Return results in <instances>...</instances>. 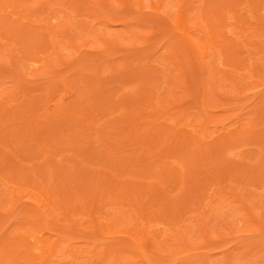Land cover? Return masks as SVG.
Returning <instances> with one entry per match:
<instances>
[{
    "label": "rangeland",
    "instance_id": "1",
    "mask_svg": "<svg viewBox=\"0 0 264 264\" xmlns=\"http://www.w3.org/2000/svg\"><path fill=\"white\" fill-rule=\"evenodd\" d=\"M110 1L112 2L111 4H113V6H111V7H109L108 5H104V3L100 0L99 1L98 0H96V1L95 0H16V2L18 3L16 10L18 11L19 14L11 15L9 13L10 19H12V20H10V19L8 20V18H4L5 14L8 15V13H6V12H8V11L10 12V9L8 6H7L8 8L4 6V9L6 11L0 10V15L2 13V15L0 16L1 17L0 18V93L2 94L5 92V94L8 93L5 96L10 95L9 96L10 98L7 96V98H9V99H7L4 96V99L7 100L5 103L10 106V107L8 106V108H10V109L7 110V113L9 114L10 117L11 116L13 117L14 114H15V116H18L19 113H17V111H18L17 109L18 108L23 109V108H21V105H23L22 104L23 101L26 102V103L23 102L25 104H27L29 101V104L32 106L34 105L35 108H37L36 107L37 105H35V104H38L39 108H40V105H43V106H41L42 108L39 109V113L43 112L44 115H41V116H43V118H46L47 116L51 117V121L47 120L50 123V126H47V128L49 127L48 129H52V127L54 125L56 126V122H55L56 119L55 118H57L58 121H59V119L63 120L64 126L67 127V129L65 128L66 134L64 133V135L66 137L63 138V139H65V142H66V141H68V139L69 140L73 139V138H70V136L72 137V134H70L71 132L74 131L73 135L77 134V132H75L76 126H75V124H73L76 122H73V121L69 122V120L64 119L65 116L67 117L71 113L70 112L68 114V112L71 109L78 112L79 110H76V109L77 108L79 109L81 104L88 105L89 110H91L92 108H93V110L96 109L94 106L95 103L92 102L93 99H91V97L89 96L90 90H87V89H89V88L90 89H93V88H97V89L102 88L103 89L102 85L99 88L97 87V85H96L97 82L93 85L94 87L90 86L92 83H87V84L85 83L86 85H88L87 86L88 88L87 87L85 88V84L83 82H91L89 74L93 73L94 76L95 75L98 76V77L95 76L96 79L98 78L97 81H99V78H103L105 80V85H106L107 80H109L110 82L108 81L107 85L106 86L104 85L105 88L113 89L112 86L115 87L113 90H106V92L103 93L104 96L101 94L103 97L102 100L105 99L104 98L105 96L106 97H108V96L112 97L113 96L112 101L114 103L113 104L111 103L113 106L118 102V101H114V98L115 97L117 98L118 96H116V95H119L120 93L123 94L126 92L127 94L125 93V95H129V96L131 95L130 97L132 99L138 100V99L142 98L140 96H143L145 94V93H143V95H142V90L144 92V90L147 91V89H149V88L157 89L156 86L160 85L161 87L160 88L158 87L160 90L159 89L158 90L153 89L152 91L154 93L152 95L155 96L154 99L156 97L160 98V96H161V98L163 99V100H161L162 103L160 102V104H156L155 106L160 107V105H162L166 109L161 108L160 109L161 111L159 110L158 114L157 113L155 114L156 117H154V115L151 116V117L155 118L154 119L155 121H153L155 123V125L156 126L157 125H159V126L164 125V127L166 126L167 127L166 133H168L169 132L168 126L170 128L176 127V126H173L175 124L174 119L177 120V117L180 118L181 116L187 117L186 124H183L182 126L185 129H187V131L190 130L192 134L193 133L197 134L198 132L196 129L202 124V126H204L205 130L207 131V135L202 136L201 139L204 141L209 140L210 144L212 142L214 144L212 143L209 146V142L207 141L208 146H205V149H206L205 152L207 153V150L209 149L208 150L209 155H207V158H204L205 159L204 164L202 162H200L197 165L200 168L199 169L200 171L195 170V172L197 173L196 174L194 172L196 174V177H195V174L193 176L192 175L190 176V174L187 175V171H186V175H187L186 181H187V179L190 181H187V182L185 181L186 182L185 184H187V185H185L183 187L181 192H179V189H178L179 186L177 187V189H172L173 188L172 186H168L169 181H168V183L164 182V184H160L159 188L162 190H160V189L155 190V188L151 189L153 191L154 190L157 191L156 193L154 192V194H156V196H157V197H155V199L156 198H159V199H157L155 201V203H156L155 205H153L152 201L150 200L151 201L150 203H152L151 209L155 212L154 217L156 216V218L149 220V223H147V224L149 225V228H152L155 232H156V230L161 228L162 230H166V231L168 230L172 236L168 237L170 239H168L166 241L162 240L160 243H157L158 247H156L157 244L155 243L156 244L155 248H154L155 250H152V251L156 252L155 254H154V252L151 251V249H147L148 250L147 252H146V250L143 251L146 254V256H145L146 260L148 259L147 262L149 261L148 263H151V264H203V262H206V264H264V2H262L264 0H259V2H258V0H191V1H188V6L186 7V9H184V15L187 16L186 18H188V25L192 30L191 36L194 38L196 36V38H198L199 35H200L199 37H201V35H202V38L205 40V38H206L205 36H207L205 33H207L210 29V32L213 33V35L215 34L214 36H215V40H217V44L218 43L221 44V45H217L216 50H213V54L211 53L210 56L208 55L207 58L206 57L201 58L202 60L203 59L205 60V58H206L207 63H209L211 66L216 67L215 69H213V67H212L213 71H215L216 69H219V67H220L221 72H222L221 74L224 76V80L221 79V77H220V81L222 80L220 82V85H218L216 83L215 84L216 87H215V85L213 87L211 86V88L215 87L214 89H217V90L220 89L218 91L212 90L214 92H210V90L208 88H210L209 84L214 80V78L211 79L212 75H216L217 72L212 73L213 72L212 71V72H209V74H208L207 69H204V68H206V62L200 61L201 60L200 59L199 63H197L198 62L197 57L192 55L189 51H187L183 45L181 46V44H182V43L180 44L181 41L178 40L176 37L177 33L173 32V30H170L168 28L166 21H165V16L163 15L164 13L161 15L162 12L167 11L169 13L168 16H170L171 18H173L175 20L177 15H178L177 14L178 10L180 8L179 4H181V2H183L184 0H162L161 1L162 7L160 10V14L156 13V15H155V12H154L152 6H153V4H156L158 0L157 1L156 0H141V1L139 0L142 3V5L144 6V7L142 6V8H141L143 11L139 10V8H137L138 7L137 6L138 0H132V3H133V1L135 2L133 4H130L131 2L129 0H127V4H122V2H119V0H110ZM226 1H228V4H229L227 9L223 8V5ZM251 1H253V2L251 3ZM128 2H130L129 3L130 5H128ZM121 4H122V6H121ZM151 4H152V6H151ZM127 5H128V8H126ZM199 11H201V12H199ZM218 12L219 13L222 12L225 14V16L223 17V21H224L223 28L220 27L219 25L217 26L219 19H220V16L222 15V14L220 15ZM198 14L200 15V17H199L200 22L196 23L195 19H197ZM104 15H107V21L110 22L109 26L103 24L102 19H106L105 18L106 16H104ZM16 18H18V19L15 20ZM47 19L49 20L48 22L50 23V24L48 23L49 26L46 23ZM2 20H4V21H2ZM1 23H4V24H1ZM208 23L210 24V28L206 27V24H208ZM125 24H128V25L126 26ZM87 26H89L90 28L92 27V32H95L96 34H99L102 36L107 35L106 36V38L108 37L107 39H109V38L111 39V37L113 38V40L116 37L118 38L119 33L117 35V31H124L123 34H124V36H126V38L122 39L124 36L122 38L121 37H119L118 39L116 38V40H114V42L116 44L113 43V41L109 42L110 41L109 40V41H107V42H109V44L106 45V43H105V46H103L102 44H104V43H102L100 41V39L97 38V36H92V34L88 35V33H86V32H88L87 28H89ZM219 27L224 29L226 36H224L222 34L221 35L219 34V36H218V32L220 31ZM14 29H16V31ZM31 29H33V31ZM167 29H169V30H167ZM27 30H28V32H26ZM29 31H31V32H29ZM24 32L27 33V35H25ZM34 33H35V36H33L34 37L33 38L32 34H34ZM143 33H144L145 37H144V35H141ZM216 33H217V35H216ZM28 34L31 35V37ZM122 35L120 34V36H122ZM141 36H143V37H141ZM44 37H46V38L48 37V40H47L48 42L50 41L49 37L51 39H54V41H53L54 42L53 47L55 46L54 49H51V47H50V45L52 43H48L50 48L47 47V45H45V44L43 45L42 41H43ZM202 38L200 40H202ZM71 39L73 41H75L74 42L75 45H77V46L79 45L77 48H76V46H73V44L71 45V41H72ZM222 39H224V41ZM228 39H239L241 42L239 44V47L236 50V52H238L236 54V57H234V55H233V58H234L233 59V58H231L232 55L231 56L229 55L232 60L228 57L226 58V56H225V55H227L229 50L222 47V46H224L222 44H224L225 41ZM84 40L87 41L88 43L86 44V42ZM196 40L198 42V39H196ZM200 40H199V42H200ZM84 43H85V45H83ZM205 43H207V41ZM4 45L5 46L7 45V47H5ZM10 45L12 47L14 46L15 48L13 47L14 49L8 50L9 48H11ZM86 45L88 46V48L86 47ZM95 46H97L98 48ZM93 47H94V49H92ZM102 47H105V49H101ZM78 50H79V52H78ZM8 51H10L11 53L13 52V53L12 54L10 52L8 53ZM52 51L54 53L55 52L56 53H55V55H52L51 57H49V53L52 54ZM81 51H83V53ZM88 51H90V53ZM225 51H226V54H225ZM15 53H16V55L14 57L13 54H15ZM13 57H14V59H13ZM59 58L62 59L63 61L60 60ZM236 58H239V59H236ZM243 58H245V59H243ZM46 59H48V60H46ZM125 59H126V61H125ZM240 59L242 60V63H240L241 62ZM237 60L239 61L238 64H237ZM23 61H24V63H23ZM110 61H113V64L115 66L117 65V63H119V64L116 67H114L112 63H109ZM121 61H122V63H123V61L125 63L121 64L120 63ZM21 62H22V64H21ZM49 62H51L52 64ZM101 62H103V63L101 64ZM200 62H205L204 66H202L204 68L201 67V65L203 63L201 64ZM97 63L98 64L100 63L101 65L99 64L100 65L99 66ZM141 63H142V66L144 64V66L151 67V68H149V70L150 69L151 70L150 71L146 70L147 67H144V68L141 67L142 68V70H140L141 72L138 71L139 69L136 70L135 69L136 67L140 68ZM94 64L95 65L97 64L96 66L98 68H96V66ZM125 64L127 66H125ZM199 64H201L200 67L202 69H200V67H198ZM22 65H23V67H22ZM180 65H181V67H180ZM207 66H209V65L207 64ZM197 67H198V69H197ZM25 68H26V70H25ZM131 69H135L136 70L135 73H132V71H134V70H131ZM203 69L206 71V74H205V71H203ZM232 69L234 71H236V74H233L231 72ZM88 70H89V72H88ZM125 70L126 71L129 70V72L131 70V72L130 73L125 72ZM183 70L185 71L184 72L185 76L187 75L186 79L189 80L188 82L182 81V79H181L182 76L180 75V73ZM200 71H203L204 73H202ZM18 72H21V73L19 74ZM17 73L19 75H22V77L19 78L18 77L19 75ZM80 73H85V74L88 73V75L86 77H83L84 78V80H83L82 77L78 76ZM76 74H77V76H76ZM135 74H137V75H135ZM159 74H160V76H161V74H163V75L166 74L167 76L162 77L163 76L162 75L161 79L159 80V78H158ZM199 74L201 75V78L199 77L200 76ZM207 74L209 77H207ZM114 75L116 76V78ZM145 76H147V77H145ZM154 76H156V77H154ZM203 76H204V78L206 77V78H210V79L208 80L205 78V80H203ZM76 77H78V79H75L76 80L75 81L74 78H76ZM111 77H112V80H110ZM80 78H82V79H80ZM88 78L90 81L87 80ZM151 78H153V79H151ZM199 78H200V81H199ZM69 79H71L70 80L71 85H69L71 90L69 92H66V90L62 89V88H65V82ZM201 79L203 80L202 82H201ZM81 80H83V82ZM137 80H138V82H137ZM177 80H179V81H177ZM215 80H216V78H215ZM16 81H19V82H16ZM204 81H206V84H205L206 87L204 86L207 89L206 94H208L209 92L210 93L208 94L209 96L205 95V97H207L208 99H206V101L204 100V103H203V101H202L203 99H202L201 94L203 95V91H204V89H202L203 88L202 84L205 83ZM259 81L261 83H259ZM98 83H100V82H98ZM103 83H104V81L102 82V84ZM140 83H141V85H139ZM142 83L144 84V87H143ZM207 83H208V86H207ZM223 83H224V87L221 86V85H223ZM241 84L243 85V87ZM18 85L21 87L19 88ZM148 85L151 87H149ZM210 85H213V83H211ZM71 86L72 87L75 86L74 89H72ZM147 86H148V88H147ZM199 86H200V88H199ZM220 86H221V88H220ZM238 86H240L241 88L240 87H239L240 89L236 88ZM118 87H120L119 88L120 90L118 89ZM54 88H57V89L54 91ZM143 88H145V89H143ZM151 89H149V90H151ZM14 90H15V92H13ZM52 90L54 91V93ZM64 91H65V93H64ZM155 91H156V93H155ZM159 91H161V92H159ZM11 92L15 93V94L11 95ZM46 92H47V95L51 94L50 99H49V103H50L49 107H47L48 102L43 98L46 95ZM101 92L102 91H100L99 93H101ZM86 93H87L88 98L86 97ZM128 93H130V94H128ZM164 93H165V95L167 93V96L169 95L165 99H164ZM185 93H188V95L185 96L184 95ZM214 93L217 95L219 94V96L222 95V97L218 96L219 97L218 98L215 96L216 97L215 98ZM1 94H0V96H1ZM52 95H53V97H52ZM64 96H66V97H64ZM132 96H134L135 98H133ZM170 96H171V99L169 98ZM184 96L187 98V100L184 101V103H183L182 100L185 99ZM51 97H52V99H51ZM120 97H122V96H120ZM145 98L146 97L143 96V98L140 100L143 101ZM122 99L123 98H121V100ZM166 99L169 100V101H166V103H168L167 105H165L166 103L163 102ZM174 99H175V101H173ZM217 99H219L218 100L219 102L217 101ZM0 101H2V100H0ZM31 101H33V102L31 103ZM34 102H36V103L34 104ZM73 102H75L76 104ZM205 102H207V103H205ZM58 103H61V105H63V106L62 107L58 106L59 105ZM79 103H80V105H79ZM107 103L104 102V104L106 105L105 108L107 107L106 108L107 110L105 109L107 111V113L104 110L105 112L103 111V114H105V115L104 116L102 115L103 116L102 118H100L101 115H98V113H96L97 110H94L96 112L93 113L94 116H99V118L96 117V121L99 124H103V128L106 127L103 130V135H100L101 136L100 138L102 140L100 138L98 139V142H100V143L97 142V139L95 136L93 137V135H95V134L90 135V137L87 139H86V137H83V136H86L87 134L86 135H80V136H82L83 139H85V141L84 140L83 141H84V143H86V145H82L83 143L80 142V141H82V139H80V141L74 140L75 142H71L72 140L69 141L71 143V145L72 144L78 145V147H80V149H78L80 152L84 151L80 154L78 153V151L76 152L77 156L80 159L79 162L82 164H80L79 162L74 163L75 159L78 158L77 156H74V157H76L75 159L73 157H70V156H72V154H71L72 151H70V150L74 147H72V148L69 147V148H71L69 151L68 150L63 151L65 149H69V148L67 147V145H64V146H66V148H62L63 146L60 143H58V144L56 143V144L58 147H60L62 149L63 152L59 151V154L56 153L57 157H56V155L50 154V155L54 156L53 159L55 161H53L51 158H50L51 160L50 159L48 160V158L50 156L47 158L48 162H50V161L53 162L52 164H50L51 166H53V164H54L55 167L58 166L57 168H59L60 170L62 169L61 172L64 170L62 172L63 174L66 171L67 165H68V167L69 166L71 167V165L75 167L77 165L78 168L77 167L74 168V170L78 169V172L80 174V176H79L80 178L77 180V183L80 180H81L80 182H82L83 179H84V184L87 183V185H88V182L89 183L93 182L92 179L94 177L95 171H91V169H93V167H95V169H97L98 167L100 168V165H102L103 162L106 161V158H108V157L105 158V156L107 155V153H109V150H106L107 152H105V149H104L105 145H107V144H105L107 136H109L107 134V132L109 133L110 130L115 131L114 133H116V136L122 135L124 132L125 135L128 136V134L125 131H122V133L120 132L121 130L118 131V129H119L118 127L116 129L115 127H112V125L111 126L109 125L110 128H108V126H106L107 125L106 123H108V121H106V123H105L104 120L112 119L111 121L114 122L113 117H115L118 114L120 115L119 117H117L118 120H119V118H121V120H123V117L127 114L128 111H129L128 113L130 114V110L127 111V109H126V108L129 109V107H127L126 106L127 104H126L125 105L126 108H124V106L118 107V108H116L117 110L114 109L112 112V110L110 111L111 108L107 105ZM134 103H135V101H134ZM136 103L142 104V102H136ZM136 103H135V105H137ZM67 104L69 106L71 105V107L72 106L73 107L71 108V107L67 106ZM204 104H205V106H204ZM30 105L28 106V107H30L29 110L34 107V106L31 107ZM64 105H66V107ZM75 105H78V107ZM117 106H119V105L117 104ZM131 106H133V105H131ZM137 106H139V105H137ZM115 107H116V105H115ZM133 107L136 108L135 106H133ZM56 108H57V110H56ZM123 108L125 109V112H123ZM41 109H43V110H41ZM45 109H46V112L44 111ZM149 110H151V109L148 108L147 113H149V114L155 113V111L152 113V111H149ZM36 112H38V110ZM181 112L183 113V115L181 114ZM124 113H126V114H124ZM8 114H7V116H8ZM73 114L74 113H72V115ZM75 114H77V113H75ZM123 114H124V116H123ZM177 114L181 115V116L179 117ZM202 114H203V116L204 115L206 116V117H204L205 119L202 118L203 117ZM15 116H14V118H15ZM35 116H37V114L33 115L32 117L35 118ZM32 117H28V118L32 119ZM49 117H48V119H49ZM14 118L11 120L12 122L10 121V123L13 124L14 126L10 125V123H7L8 121L5 119L0 120V125H1L0 131H3V132H1L2 134L0 133L1 135H4V132L7 129L15 130L13 128H16L18 126L17 127L18 130L14 131V133H13V136L16 135L14 142L11 140L10 141L12 142V144H11V142L10 143L7 142V144H9L10 146L13 145L11 147H14V148H11L9 145H8V147L5 145L6 148L5 147L3 148L2 143L5 144L6 140L2 136H0V140L3 141L2 143L0 141V143H1L0 147L3 148L2 152L4 151V152L8 153V154H6V156L4 155V157H2V158L0 157L1 159L7 160V161L4 160V162L2 164L0 163V165L3 166L2 169L0 168L1 169L0 174L6 173V170H7V172L11 171L12 165L15 167L17 166V164L16 165L13 164V162H14V161H12L13 159L12 160L10 159L12 161V162H10V160L7 158V157L10 158V155H13L12 151L16 150L13 153H18V152L20 153V148L17 151L18 146H21V150H22V147L25 149L27 143L30 144V140H25V138L28 137V136H26L27 130L32 129V127L30 126L31 124H29V126L31 128L29 126H25V124L28 125V122H27L28 120H26V118H24L21 122V125H20V123H19V125H17L18 124V123H16L17 119H14ZM93 120H94V122H93ZM93 120H92L93 124L91 122L92 125H94V123H96L95 117ZM29 121H32V120H29ZM119 122H121V121H119ZM124 122L126 123V121H124ZM49 123H47V125ZM188 123H190V124H188ZM7 124H9V125H7ZM99 124L96 123L95 128ZM111 124H112V122H111ZM119 124L121 125V123H119ZM22 125H24L26 127V128L24 127V130H23V128L21 130L19 129V126H22ZM59 125H61V123H59ZM120 125H119V127L122 128V126H120ZM155 125H153V123H152V126L154 128L153 129L151 127V130L153 129L152 131L146 130L145 129L146 125H145V127L143 126L142 128L141 127L139 128L137 126V128H135V131H134V128L131 127L130 129H131V131H133L131 133H133V134L130 135V133H129L130 137L133 135H136V139H134L135 136H134V138L131 137L132 139L130 138L131 140H133V142L131 141L132 145L130 143V146H129V140H127V138H125V139L127 140L128 145H124V142H121V141L125 140L124 139L125 135L123 134L124 136H121V138L123 140L120 139L121 140L120 142L123 143V145L119 144V146H118L114 142V144L116 146H112V148H114L116 150V152L118 151V153H120V152L124 153L121 155H124L125 157L128 155H131V153H133L135 156L142 154V155H146V157H149V156H147L148 154L146 152L145 147H147L151 144H149V145L145 144V142L147 141V140H145L146 139L145 137L148 136V139L152 138V136H153L152 139H154L156 137L155 135H156L157 130H155V128H157L159 126L156 127ZM100 126H102V125H100ZM100 126H98V127H100ZM28 127H29V129H28ZM61 127H63V125H61ZM86 127H87V125H86ZM244 127L250 128L253 131V135H251V136H253V139H250V136H248V134H247L248 130L246 131V129ZM57 128L58 127L56 126V129ZM68 129L71 130V132L69 134H67L69 132ZM125 130L128 131L127 129H125ZM143 130H144V132H142ZM254 130L256 132V135L254 134ZM18 131H20V132H18ZM60 131H62V130H60ZM77 131H78V129H77ZM93 131H94V129H93ZM116 131L120 132V133H117ZM154 131H155V135L154 134L152 135L151 133H154ZM158 131H160V130H158ZM82 132L87 133L88 131H87V129H83ZM129 132H130V130H129ZM164 132H165V130H164ZM17 133H19V135ZM21 133H22V135H21ZM114 133L112 132V134H114ZM141 133L145 134L146 136L144 135V137L142 136L143 138L140 139L139 137H141V135H142ZM148 133H150V134H148ZM29 135H30V133H29ZM138 135H139V137H138ZM257 135H258V137H257ZM62 136H63V134H62ZM116 136H112V137H116ZM118 136H117V139L119 141L120 137H118ZM48 137L49 136L47 135V138ZM91 137H92V139H91ZM112 137H111V139H114ZM137 137H138V139H137ZM254 137H257L256 141L254 140L255 139ZM259 137H260V139H259ZM44 138L46 139V136ZM169 138H171V137H169ZM23 139L26 142H23L24 141ZM117 139H115V140H117ZM248 140H250V141H248ZM86 141H88V144ZM33 142H35V141H33ZM14 143L17 145H15ZM92 143L95 144L94 146H96V148L93 146V149H97L99 151L97 156L94 154H93L94 156H92V155H90L91 153L89 154L87 151L88 148L90 147L89 144H92ZM127 143L125 141V144H127ZM168 143H169V145H168ZM173 143H175V142H172V140H169L166 143V146H171L170 151L173 152L172 158H171V156L165 157L159 161L158 160L153 161V159L150 157L147 158L148 160H146V162H149L153 165H148V163H147L146 168H142L143 171L141 173H139V174H141L139 179L144 181V179L147 178V179H145V181H147V180L148 181L149 180L158 181L160 179V176H158L159 175L158 172L161 171L158 167L160 164L168 165L175 172L181 171V169H182L181 161L186 160V159H184V157H185L184 153L179 154L180 151H178V148H175L176 143L175 144H173ZM65 144H67V143H65ZM37 145L39 146V143ZM163 145H165V144H162L161 147H163ZM173 145H174V148H172ZM177 145H179V144H177ZM46 146H48V145H46ZM57 146H54V147L57 148ZM220 147L221 148L224 147V148H222V150H220ZM39 148H41V147L39 146ZM52 148H53V146H52ZM56 148H54V149H56ZM38 149L36 148V150H38ZM54 149H53V151H55ZM163 149H164V147L162 148V150ZM51 150H49V151H51ZM128 150H131L132 152L128 151ZM220 151H223V152H220ZM22 152H25V151L22 150ZM32 152H33V150H32ZM217 152H218V154H217ZM0 153H1V151H0ZM67 153L69 156H66ZM39 154H40L41 160H39L40 158L33 160V157L31 159V156H32L31 154H30L31 156L29 158L27 156L28 153L24 154V156H26V158H25L23 156V154L21 155V153H20L19 155H21V156L15 157V159L18 160V161H16V163H20V164L25 163V166L28 165L27 163H29V164L31 163L33 165V163L36 162L35 164H37V162H38L40 164V162L42 160L44 161V154H42L41 152H39ZM76 154H74V155H76ZM103 154H106V155H103ZM217 155L221 156V159H217V158H219ZM13 156H15V155H13ZM62 156H64V159L62 158L63 161L60 158ZM20 157L21 158L24 157L25 159L23 158V161L21 160V162H20L19 159H17ZM205 157H206V155H205ZM57 158H59V159H57ZM83 158H85L86 161L84 160V162H82ZM213 158H214V160H212ZM69 159H71V160L73 159L74 162L71 163V161ZM206 159H208V160H206ZM222 159L226 161L225 162L226 164L230 160L229 161L230 163H228L229 165L228 164L226 165L225 163L221 162V161H223ZM57 160H61L62 163L59 161L60 164H57L58 163ZM211 160L214 163L208 162ZM217 160H219L220 162ZM114 161L112 164H116V163H114ZM128 161L131 162V160L127 159L126 162H128ZM48 162L46 164H48ZM130 162H128V163L130 164ZM5 163H8L7 164L8 166ZM186 163H187V161H186ZM9 164H11L10 167H9ZM42 164L40 165V169L37 168L38 165L37 166L35 165L36 167L34 168V171H35V169H36V171H35L36 173L37 172L40 173L42 171L43 175H46V174L48 175L49 171H51L52 173L54 172V177L52 174H51L52 176L49 175L52 177V181L50 179H48V180L53 182V178H54L56 180V182L57 181L59 182L60 181L59 180V174H58V172L60 173L59 169L57 172V168H55L54 166L52 168L50 166H48L49 169L45 168L48 170V172L46 173V170H44V167ZM112 164L110 165V168H112L111 170H113L114 173H118L120 175L122 172H118V171H120L119 168H116V166H118V165L115 166ZM213 164H215L216 167H219L221 171H218L217 175H213V173H212L213 170L211 168H210V170L208 169L209 174H210V177H209L210 179H208V182L204 188L203 186H200L202 184L199 185V182L202 183L203 179H201V178L205 177L206 175L204 176L201 174H203V171L205 173L208 166L212 167ZM30 165H28V166H30ZM82 165L84 168H82ZM230 165H232L233 168H232V166L230 167ZM4 166H6L7 169H5ZM86 166L89 168H85ZM128 166L130 168L133 165H128ZM234 166H235V168H234ZM22 167L24 169L23 164H22ZM46 167H47V165H46ZM27 168H29V167H27ZM223 168H224V170H223ZM8 169H10V170H8ZM55 169H56V171H55ZM234 169L236 170V174L233 173L235 171ZM4 170H5V172H4ZM26 170H28V169H24V172H22L21 176H19L18 174H20L19 173L20 169H16V174L11 175L14 177V179L16 181H13V180L7 181L8 177L5 175H4L5 177L1 176V175H0V177L7 178V179H4V180H6V184H7V185L4 184L5 186H7V187L10 186V188H11V186H13V187L18 186L19 187V188L17 187L18 193H20L22 191L23 187H27L26 188L27 190H33L31 187L32 186L31 184H34V183H31V182L34 181L35 177L38 178L39 176H42V175L40 174V175L36 176V173L34 171L32 172L34 174H29L28 171H27V173H28L27 174ZM31 170L32 169L30 168L29 171H31ZM102 170H104V169H100V171H102ZM216 170H219V169L217 168ZM237 170H239L243 174H241V173L239 174V172ZM222 171H225V172H222ZM113 172H112V174H113ZM12 173H13V170L10 174H12ZM110 173H111V171H110ZM152 173H154V175H152ZM199 173H201V174H199ZM226 173H230V174L233 173L234 175H232V177L234 176L235 180L231 177L229 178L230 174L225 175ZM246 173H247V175L245 176ZM15 175L17 177L19 176L18 180H20V177H22V180H23L25 178V176L28 179L30 178L28 180L30 185L26 184V186H25V185L21 184L22 181L21 182L19 181L20 182L19 183L17 181V179L15 178L16 177ZM22 175L24 176V178ZM27 175H29V177ZM104 175L102 173H100V175L98 174V179L100 180V179L104 178L102 180V182H103L106 178L105 181H108L106 183L107 188L109 186H111V188L113 189V187H114V190H115V187H117L119 185H123V186L126 185L125 188H127V190L122 186L126 191H129V188L132 185L134 188V184H132V183H133V180L135 178L132 180L130 178L129 174H128V176H129L128 178L132 180V181L128 180V183L130 186L128 185L127 181H124V179L125 180L127 179L126 178L127 175H124L122 177L123 179H121V180H123V181H121V183H118L119 181L117 182V180H114L113 178L109 177V175L106 174L109 177V179H111V181H110L108 179V177L107 176L104 177ZM121 175H123V174H121ZM197 175H201V178H200V176H197ZM218 175H221L222 178L218 177ZM66 176H65L64 180L66 179ZM69 176L70 175L68 174V176H67L68 181H69ZM86 176H88V177H86ZM90 176H92V177H90ZM116 176L117 175H114L112 177H116ZM135 176L136 175H134V177ZM226 176H228V177H226ZM13 177H11L10 179H12ZM43 177L44 176H42L41 178L39 177V178L41 180H43V183H44L45 180L42 179ZM55 177H57V178H55ZM237 177H241L242 181H241V178L239 179ZM37 178H35V179L37 180ZM39 178H38V181H39V183H41V180ZM86 178H87V180L88 179H90V180L87 181ZM116 179H118V177ZM236 179H237V181H236ZM36 180H35V182H38ZM85 180H86V182H85ZM136 180H137V177H136ZM191 180H192L193 184H195V181H193V180H196V182H198V183H196L194 186L191 183ZM141 182H140V185H141ZM43 183H41L40 186ZM103 183H105V182H103ZM108 183H110V184L108 185ZM134 183H137L138 187L140 186L138 182H134ZM52 184H55V181ZM78 184H81V183H78ZM98 184H100V183H98ZM98 184H96V185H98ZM117 184H119V185H117ZM137 184H136V186H137ZM0 185H2V186H0V202H3V204L0 203V235L2 233L4 234V235L2 234V236H0L3 238V239L2 238L0 239L1 240L0 246H1L3 241H4L3 242V245H4V243H5L4 239H8V237H9V240L11 238L17 239L18 236L16 234L20 233V232L18 233V231L22 232L25 229V227H27V226L29 227V224L31 226L32 222H35V223L37 222V224L42 223L45 226L44 229H40L39 227H37V229H36V227L35 228H29L28 233L30 232L31 234L41 235V233L44 230L45 231L49 230L48 232H50V229H51L50 234L52 235V239H55V244H56L55 246L57 247L58 244L60 245L58 248V251L56 252L57 256L53 255L51 257V263L49 262V264H52V263L55 264V262H56V264H111V261H112V264H119V263L123 264V262H124V264H126V263L129 264L128 262H129V260H132V258H133V261H131V263L134 262L132 264H140V262L137 263V260L135 261L136 257H134L133 253L128 254V255H130V257L128 259L123 258V257H118V256H120V254L118 256H116L114 254L116 250H123V251H126V253H127V250H128V253H129V251H130V253L133 251H136L135 248H133L132 246H130L131 247L130 248V247H128V244H126L127 241H128V243H131V242H129L130 240L127 238V236L125 234L122 233L123 235H121V233L119 232L120 233L119 236H121L119 239L116 238L117 240H115V237H119L118 233H117V236L112 237L113 239L112 238L109 239L111 237L110 236L111 232H109L110 229H115L116 231L117 230L121 231L123 229V226H122L123 224H120L121 220H123L124 223L127 222L130 229H136V228H134V226H136L135 222L136 221H142V219L139 220V218H138V220H135L136 218H131L129 216H128L129 218L127 219L126 215H128V214L130 215L131 213H129L128 211H125L126 209L127 210L129 209V211H131L132 213L134 212L133 214L136 213L135 211H138L135 209L136 207L131 204L132 198L134 200V198H135L134 196L136 194V197H137L138 192L134 193L132 195V193L134 192L132 190L133 192L132 191L129 192L131 195H127L126 194L127 192L126 193L123 192L124 194H122V193H120L123 190V189L122 190L120 189L121 186L119 188L121 191L120 190L118 191V187H117V190H115V192L116 191L117 192L115 193V196H114V198H116V200L114 198L113 199L111 198L114 195V193L112 194V192L114 190L112 192L110 191L111 188H110V190L108 189L109 190L108 192H111V193L107 194L106 191L102 192V194L103 193H104V195L106 194L105 198H102V197H101L102 199L100 198V200H101L100 202L101 203L103 202L102 204H104V205L101 206L100 210L98 211V213L96 212V214L100 215L99 217H101V215H102V217H101L102 221L100 218L98 220H100L102 223L104 222V224L106 225V230H109L108 232H105V235L110 234L109 235L110 237L108 236L109 238L107 239L106 238L107 236L105 238H103L104 236L101 237L103 232L100 233V235H99V230L91 225V220H89V218L91 219V217H89V211L87 210V208L85 210H87L88 212L80 211L81 214L79 212H77V213L71 214L69 216L67 214H64V212L61 211L62 209H58L56 212L59 214H56V216H54V217H50L48 215L47 216L48 218L49 217L52 218V219L49 218L48 221L46 218H44V219L40 218L41 221L43 220L41 223L39 221H36V220L30 218V214H33L34 216L35 215L37 216V214H38L37 217H43L40 215H45V214H42L43 212L41 213L37 207H35V206L33 207L32 203L30 202L31 197L24 195V194H26V192H25L26 189L25 190L23 189L25 193L22 192L24 197H22V199L18 198L16 200L14 208H12L10 210L8 209V211H6L8 208L7 205L10 206L9 200H12L11 192L10 191L8 192V190L3 185V182ZM60 185H61V183H60ZM82 185H83V182H82ZM106 185H105V187H106ZM127 185L129 186V188ZM196 185H198V186L196 187ZM136 186H135V188L138 189ZM88 187H89V185H88ZM98 188L100 189V186ZM98 188H96V189H98ZM90 189L91 188H84V186H83V188H81L80 190L87 192V191H90ZM101 189H100V194H101ZM34 191L39 193V189H37V190L34 189ZM70 191H71V189H70ZM137 191H139V190H137ZM149 191L150 190H148V192ZM86 192H84V193H86ZM88 193H90V192H88ZM117 193L119 195H117ZM100 194L98 195L99 197H100ZM110 194H112V196ZM149 194H150V192H149ZM151 194H152V192H151ZM123 196H127V198H125ZM129 196L132 198H130ZM152 196L153 197H147V198H154V195H152ZM106 198L109 201H105ZM109 198L112 199L111 201L115 200L117 202L110 203ZM26 199L27 200L29 199V201H27ZM79 199H80V197H79ZM119 199H121V200H119ZM127 199L128 200L131 199V200L128 201ZM118 200H119V202H118ZM122 200L124 202L126 200L125 203H130L131 206L129 207V205L121 204V203H124V202H122ZM6 201H8V202H6ZM77 201H78V199H77ZM5 202H6V204H5ZM81 202H82V204H81ZM81 202L80 203L78 202V203L80 204V206L82 205L83 208L82 207L81 208L83 210L85 208L83 206L84 202L83 201H81ZM107 202H109L111 205L105 204ZM159 202L162 206L159 205ZM240 204H242L241 205L242 207L240 206ZM2 205H4V206H2ZM157 205H158V207H157ZM3 207H4V209H3ZM123 207H124V210L122 212ZM166 207H167V209H166ZM243 207L247 208V210L245 208L244 209L250 213L249 215L247 214L248 212H246L244 209H242ZM157 208H159V210H157ZM170 208H172V209H170ZM118 209H121V210L118 211ZM33 210H34V212H33ZM115 210H116V212L118 211L117 212L118 214L121 213L122 216L118 215L119 219L121 217L120 221H117L118 218H116L117 217L116 216L113 219L114 222H112V218L114 215L113 213ZM59 211H61V212H59ZM159 211H162V212H160V214L163 213V215L160 216L158 213ZM47 213H48V211H47ZM123 213H127V214H123ZM175 213H178V214H175ZM182 213H183V215H182ZM171 214H173V215H171ZM174 214L176 215V217ZM179 214H180V216H179ZM165 215H167L168 217ZM67 216H68V220L70 219V221L67 220ZM124 217H126V218H124ZM170 217H172V220ZM247 217H248V219H247ZM107 218H109V219H107ZM166 218H170L169 219L170 222ZM173 218H174V221H173ZM253 218L257 220L258 225L256 223H254L255 220ZM253 220H254V222H252ZM258 220H259V223H258ZM77 221H79V223H76ZM109 221H111V222H109ZM80 222L82 225L80 224ZM110 223H111V225H110ZM116 224H117V227H116ZM124 225L126 227L128 226L126 224H124ZM137 225L138 226H136V227L139 228L140 227L139 224H137ZM8 226H9V228L7 229L6 227H8ZM201 228L203 230H201ZM26 229H28V228H26ZM93 229H94V231H93ZM140 229H141V227L138 230H140ZM176 230H178L179 232L177 231L178 232L177 233ZM10 235H11V238H10ZM76 235L77 236L79 235V236L77 237ZM5 236H7V237H5ZM27 236H28L27 238L30 240V242H33L35 240L34 235L29 234ZM201 236H203V237H201ZM181 237H184V240H182L183 238L180 239ZM158 239H160V237L157 238V240ZM68 241H70L71 243H69ZM12 242H13V244L15 243L14 240ZM7 243L5 244L7 246L4 245V246L0 247L1 248L0 249V264L1 263L6 264L5 262H3L6 260L4 258H7L8 256L10 257V255H11L10 252H12V249L10 248L11 251H9V252L6 250L9 247L8 246L9 243L8 244ZM69 244L70 245L72 244V245L70 246ZM125 244L127 246H125ZM161 244H163V245H161ZM186 244L190 248H192V250H190L191 254H188L187 253L188 251L184 250L185 247L183 245L187 246ZM12 245H11V247H12ZM38 245H40V244L38 243ZM77 245H79L81 247H79V246L75 247ZM92 245H93V247L94 246L95 247L93 248ZM68 246H70V247H68ZM16 247H17V249L13 247L14 248L13 253H15V254H17L23 250L22 246L18 245L17 243H16ZM104 247H105V249H107V250H105V252H104ZM121 247H122V249H121ZM69 248H72V249H69ZM99 248H100V250H99ZM77 249H78V251H77ZM156 249H157V251H156ZM3 251H5V252L7 251L8 253L6 252L3 255V253H4ZM59 251H61V252H59ZM62 251H65V252L68 251L67 255L65 257H63L64 252H62ZM192 252H193V254H192ZM33 253L35 255H40L42 253V249L40 247H35L33 249ZM59 253H61V254L59 255ZM70 253L72 254V256L74 255V253L77 254L78 258L76 255H75L76 258L70 256ZM126 253L124 256H126ZM149 254H151V255L149 256ZM2 256L4 258H2ZM191 256H193V257H191ZM21 259L22 258L18 259V264H19V261ZM156 260H158V261H156Z\"/></svg>",
    "mask_w": 264,
    "mask_h": 264
},
{
    "label": "bare ground",
    "instance_id": "2",
    "mask_svg": "<svg viewBox=\"0 0 264 264\" xmlns=\"http://www.w3.org/2000/svg\"><path fill=\"white\" fill-rule=\"evenodd\" d=\"M96 1V0H95ZM99 1V0H98ZM100 1H102L103 3H104V5H108L109 7H111V6H113V4H111L112 2L110 1V0H100ZM130 2H128V5H130V4H133V3H135L134 1H133V3H132V0H129ZM141 1V0H140ZM139 0L137 1V8H139V10H142L141 8H142V3L140 2ZM157 1V0H156ZM162 0H158L157 1V3L156 4H153V6H152V4H151V6L153 7V10H154V12H155V15H156V13L157 14H160V10H161V7H162V5H161V2ZM188 1H191V0H184L183 2H181V4H179V6H180V8H179V10H178V15H177V17H176V19L174 20L173 18H171L170 16H168L169 15V13L167 12V11H165V12H162L161 13V15L163 14L164 16H165V21H166V24H167V26H168V28L170 29V30H173V32H175V33H177V39L178 40H180L179 42H180V44H181V46L183 45L184 47H185V49L187 50V51H189L192 55H194V56H196L197 57V59H198V62L197 63H199V60L201 59V58H203V57H208V55L210 56V54L212 53L213 54V50H216V48H217V45H221V44H217V40H215V34L213 35V33H211L210 32V29H209V31L207 32V33H205L207 36H205L206 38H205V40L207 41V43H205L206 41L202 38V35H201V37H199L198 36V38H196V36H195V38L194 37H192L191 36V32H192V30H191V28L189 27V25H188V18H186L187 16H185L184 15V9H186V7L188 6ZM119 2H122V4H127V0H119ZM253 1H251V3H252ZM258 2H259V0H258ZM262 2H264V1H262ZM17 2H16V0H0V10H5L4 9V6L5 7H9V9H10V12L8 11V12H6V13H8V15H6L5 14V16H4V18H8V20L10 19V15H9V13L11 14V15H13V14H19L18 13V11L16 10V7H17V5H18V3L16 4ZM96 3V2H95ZM130 3V4H129ZM122 4H121V6H122ZM190 4V3H189ZM128 5L126 6V8H128ZM136 5V4H135ZM28 6V5H27ZM133 6V5H132ZM229 6V4H228V1H226L225 3H224V5H223V8H225V9H227V7ZM7 7V8H8ZM144 7V6H143ZM132 8V7H131ZM144 9V8H143ZM152 9V8H151ZM133 10V9H132ZM147 10V9H146ZM6 11V10H5ZM143 11V10H142ZM169 11V10H168ZM147 12V11H146ZM149 12V11H148ZM199 12H201V11H199ZM219 13V12H218ZM4 14V13H3ZM221 16H220V19H219V22H218V24H217V26L219 25L220 27H222L223 28V23H224V21H223V17L225 16V14L224 13H222V12H220L219 13ZM1 15H2V13H1ZM0 15V16H1ZM21 15V14H20ZM154 15V14H153ZM9 16V17H8ZM104 16H106L105 18L106 19H102V21H103V24L104 25H107V26H109L110 25V22H108L107 21V15H104ZM152 17V16H151ZM199 17H200V15L198 14L197 15V19H195V22L196 23H199L200 22V19H199ZM1 18V17H0ZM3 18V19H4ZM18 18H16L15 20H17ZM10 20H12V19H10ZM2 21H4V20H2ZM1 21V22H2ZM49 20L47 19V24L49 23L48 22ZM8 23V22H7ZM125 23V22H124ZM1 24H4V23H1ZM50 24V23H49ZM49 24H48V26H49ZM122 24V23H121ZM115 25V24H114ZM126 26L128 25V24H125ZM87 27H89V26H87ZM206 27H209L210 28V24L208 23V24H206ZM219 27V28H220ZM49 28V27H48ZM222 28H220L219 30V32H218V36H219V34L221 35H224V36H226V34H225V31H224V29H222ZM25 29V28H24ZM88 29V32H86V33H88V35H91L92 34V36H97V38H99L100 39V41L102 42V43H104V44H102L103 46H105V43H106V45L107 44H109V42H111V41H113V43H115L114 42V40H116V38L113 40V38L111 37V39L109 38V39H107L106 38V36L107 35H99V34H96L95 32H92V27L90 28H87ZM169 29H167V30H169ZM15 31H16V29H14ZM32 31H33V29H31ZM37 31V30H36ZM12 32V31H11ZM26 32H28V30L26 31ZM29 32H31V31H29ZM40 32V31H39ZM123 32L124 31H117V35H118V33H119V37H123L124 36V34H123ZM15 33V32H14ZM38 33V32H37ZM94 33V34H93ZM24 34L25 35H27V33H25L24 32ZM120 34L122 35V36H120ZM13 35V34H12ZM29 35V34H28ZM37 35V34H36ZM141 35H144V33L143 34H141ZM216 35H217V33H216ZM15 36V35H14ZM30 37H31V35H29ZM33 36H35V33L34 34H32V37ZM41 36V35H40ZM138 36V35H137ZM118 37V38H119ZM139 37V36H138ZM141 37H143V36H141ZM144 37H145V35H144ZM34 38V37H33ZM37 38V37H36ZM39 38V37H38ZM117 38V39H118ZM124 38H126V36H124L122 39H124ZM175 38V37H174ZM202 38V40H200ZM49 39H50V41L48 42L47 40H48V37L46 38V37H44V39H43V41H42V43H43V45L45 44V45H47V47H49V45H48V43H52L51 45H50V47H51V49H54V47H53V45H54V39H51L50 37H49ZM196 39H198V42H197V40ZM226 39V38H225ZM72 40V39H71ZM110 40V41H109ZM199 40H200V42H199ZM223 41H224V39H222ZM221 40V41H222ZM85 41V40H84ZM89 41V40H88ZM107 41H109V42H107ZM75 41H71V45L73 44V46H76V48L79 46H77V45H75V43H74ZM86 42V44L88 43L87 41H85ZM121 42V41H120ZM223 43V42H222ZM241 42H240V40L239 39H228V40H226L225 41V43L224 44H222V45H224V46H222V47H224V48H226V49H228L229 51H228V53H227V55H225L226 56V58L228 57V58H230V56L232 55V57L231 58H233V55H234V57H236V54L238 53V52H236V50H237V48L239 47V44H240ZM111 44V43H110ZM116 44V43H115ZM8 45V44H7ZM7 45L5 46V47H7ZM83 45H85V43L83 44ZM9 46V45H8ZM11 46V45H10ZM14 47V46H13ZM12 46H11V48H9L8 50H10V49H14ZM49 47V48H50ZM53 47V48H52ZM86 47L88 48V46L86 45ZM95 47H97V46H95ZM98 48V47H97ZM92 49H94V47L92 48ZM101 49H105V47H102ZM12 51V50H11ZM7 52V51H6ZM10 51H8V53H9ZM78 52H79V50H78ZM82 53H83V51H81ZM85 52V51H84ZM89 53H90V51H88ZM87 52V53H88ZM188 52V53H189ZM7 53V54H8ZM11 53V52H10ZM13 53V52H12ZM11 53V54H12ZM56 53V52H55ZM55 53L52 51V54H50L49 53V57H51L52 55H55ZM86 53V52H85ZM6 54V55H7ZM225 54H226V51H225ZM14 55V57H15V55H16V53L15 54H13ZM48 55V54H47ZM230 55V56H229ZM60 56V55H59ZM14 57H13V59H14ZM199 57V58H198ZM21 58V57H20ZM19 58V59H20ZM48 58V57H47ZM206 58H205V60L203 59H201L200 61H205L206 62V68H204V67H202V66H204V64H205V62H200L201 64H199V66L198 67H200V65H201V67L202 68H204V69H207V72H208V74H209V72H212L213 71V69H215L216 67L215 66H211L209 63H207V60H206ZM230 58V59H231ZM11 59V58H10ZM23 59V58H22ZM60 59V58H59ZM225 59V58H224ZM234 59V58H233ZM236 59H239V58H236ZM243 59H245V58H243ZM12 60V59H11ZM46 60H48V59H46ZM60 60H62V59H60ZM232 60V59H231ZM241 60V59H240ZM10 61V60H9ZM16 61V60H15ZM63 61V60H62ZM114 61V60H113ZM113 61H110L109 63H112L113 64ZM125 61H126V59H125ZM197 61V60H196ZM235 61V60H234ZM13 62V61H12ZM17 62V61H16ZM61 62V61H60ZM14 63V62H13ZM23 63H24V61H23ZM49 63H51V62H49ZM48 63V64H49ZM103 62H101V64H102ZM121 64H124L125 62L123 61V63H122V61L120 62ZM143 63V62H142ZM142 63L140 64V68H138V67H134L136 70H138V71H140V70H142V68H144V67H147V66H144V64H143V66H142ZM196 63V64H197ZM236 63V62H235ZM239 63V61L237 60V64ZM240 63H242V60H241V62ZM21 64H22V62H21ZM52 64V63H51ZM50 64V65H51ZM98 64V63H97ZM96 64V65H97ZM100 64V63H99ZM98 64V65H99ZM100 64V65H101ZM108 64V63H107ZM119 63H117V65H118ZM207 64L209 65V66H207ZM95 65V64H94ZM95 65V66H96ZM99 65V66H100ZM116 65V66H117ZM129 65V64H128ZM147 65V64H146ZM94 66V67H95ZM113 66L114 67H116L114 64H113ZM123 66V65H122ZM125 66H127L126 64H125ZM19 67V66H18ZM22 67H23V65H22ZM92 67V66H91ZM133 67V66H132ZM142 67V68H141ZM180 67H181V65H180ZM198 67H197V69H198ZM200 67V69H202ZM212 67H213V69H212ZM96 68H98L97 66H96ZM100 68V67H99ZM149 68H151V67H147V69L146 70H148V71H150L149 70ZM16 69V68H15ZM40 69V68H39ZM135 69H131V70H134V71H132V73H135ZM203 69V71H205ZM23 70V69H22ZM25 70H26V68H25ZM86 70V69H85ZM84 70V71H85ZM116 70V69H115ZM123 70V69H122ZM131 70H130V72H131ZM87 71V70H86ZM92 71V70H91ZM90 71V72H91ZM100 71V70H99ZM144 71V70H143ZM198 71V70H197ZM203 71H200V72H202V73H204ZM220 71V72H219ZM223 71V70H222ZM26 72V71H25ZM80 72V71H79ZM88 72H89V70H88ZM124 72V71H123ZM125 72H129V70L128 71H126L125 70ZM129 72V73H130ZM141 72V71H140ZM185 71L183 70V71H181V73H180V75L182 76V81H189L188 79H186V76H185V73H184ZM214 72H217V74L216 75H212V77H211V79H213L214 78V82L212 81H210L211 83H213V85H210L209 84V86H210V88H208L209 90H210V92H214V91H212V90H217V89H214L215 87H216V83L218 84V85H220V82L222 81H220V77H221V79H223L224 80V76L221 74L222 72H221V69H220V67H219V69H216L215 71H213L212 73H214ZM231 72L233 73V74H236V71H234L233 69L231 70ZM19 74L21 73V72H18ZM17 73V74H18ZM77 73V72H76ZM166 73V72H165ZM199 73V72H198ZM18 74V75H19ZM23 74V73H22ZM26 74V73H25ZM81 74V75H80ZM78 76L79 77H86L87 75H88V73H80ZM83 74V75H82ZM99 74V73H98ZM123 74V73H122ZM121 74V75H122ZM157 74V73H156ZM164 74V73H163ZM163 74H161V76L163 75ZM205 74H206V71H205ZM208 74H207V77H209L208 76ZM221 74V75H220ZM124 75V74H123ZM130 75V74H129ZM134 75V74H133ZM135 75H137V74H135ZM152 75V74H151ZM158 75V74H157ZM156 75V76H157ZM170 75V74H169ZM200 75V74H199ZM198 75V76H199ZM203 75V74H202ZM210 75V76H211ZM72 76V75H71ZM76 76H77V74H76ZM89 76H90V80H91V82H83V80H84V78H83V80H81L84 84L86 83H92L90 86H93L96 82H97V87L99 88L101 85H102V87H103V89L101 90V89H97V88H93V89H87V90H90V97H91V99H93V101L92 102H94L95 103V108L96 109H94V110H97V112L96 111H94L93 110V108L91 109V110H89V106L88 105H83V104H81L80 105V103H79V105H80V108L78 109H76V110H79L78 112L77 111H75V110H72L71 108L73 107H71V105L69 106L68 104H67V106H69V107H71L70 109V111L68 112V116L66 117L65 116V118L64 119H66V120H69V122L70 121H73V122H76V123H73V124H75V126H76V129H75V132H77V134H75V135H73V132H71V130H69V132L67 133V134H69L70 132V134H72V137L70 136V138H73V139H71V140H69L68 139V141H66L65 142V139H63V138H65L66 136L64 135V133L66 134V132H65V128L67 129V127H65L64 126V124H63V120L61 119H59V121H58V119L57 118H55L56 119V126L58 127L57 129H56V126L54 125L53 127H52V129H48L47 128V126H50V123L48 122V121H51V117H49V116H45L46 118H43V116H41V115H44L43 114V112L40 114L39 113V109L40 108H42L41 106H43V105H40V108L38 107V104H35L36 102H34V104L35 105H37L36 107L37 108H35V106L33 107L32 105H30L29 104V101H28V103L27 104H25L26 102L25 101H23V102H25V103H23L22 102V104L24 105H21V108H23V109H20V108H18L17 110L19 111H17V113H19V115L18 116H15V114L13 115V117L11 116H9V114L7 113V110L8 109H10V108H8V104H6L5 102L7 101V100H5L4 99V96L6 95V94H8V93H6L5 94V92L4 93H0L1 94V96H0V100H2V101H0V120L2 119H5V120H7L8 122L7 123H10V121L14 118V116H15V118L14 119H17V121H16V123H18L17 125H19V123H20V125H21V122H22V120L24 119V118H26V120H28L27 122H28V125H26L25 124V126H29V124H31L30 126L32 127V129H30V130H27V133H26V136H28V137H26L25 138V140H30V144H26V147H25V149L22 147V150L23 151H25L26 153H28V157L30 158V156H31V159H32V157H33V160L34 159H38V158H40L39 160H41V157H40V154H39V152H41L42 154H44V161L46 162L47 161V158H48V160L51 158L53 161H55L53 158H54V156L53 155H56V157H57V154H59V151H61V152H63V151H66V150H70L72 147H74V148H72L70 151H72L71 152V154H72V156H70V157H73L74 159L76 158V157H74V156H77V154H76V152L78 151V153L80 154V153H82V152H84V151H79L78 149H80V147H78V145H74V144H72L71 145V143L69 142V141H71V142H75V141H80V139H82V141H80L81 143H83L82 145H86V143H84V141H85V139H83L82 138V136H80V135H86V136H83V137H86V139L87 138H89L90 137V135H92V134H95V135H93V137L95 136L96 137V139H97V142H98V139L101 137L100 135H103V130H104V128H106V127H104L103 128V124H99L97 121H96V117H98L99 118V116H94V114L93 113H98V115H101L100 116V118H102L105 114H103V111L107 108H105V104H104V102L105 103H107V105L111 108L110 109V111L112 110V112H113V110L114 109H116V108H118V107H122V106H124V108H126L125 107V105L127 106V107H129V109L128 108H126L127 109V111L128 110H130V114L127 112V114L126 113H124V114H126L125 116H124V114H123V120H121V118H119V120H118V118L117 117H119L120 115L118 114V115H116L115 117L117 118H115V117H113V119H114V122L113 121H111L112 119H108V120H104L105 121V123H106V121H108V123H106L107 125L106 126H108V128H110V126L112 125V127H115L116 129H117V127L119 128L118 129V131H120L121 133H122V131H125L127 134H128V136H126L125 135V133L123 132V134L125 135V137H124V139L125 138H127V140H129V146H130V143H131V145H132V142H133V140H131L132 138L131 137H133L134 138V136H135V138L134 139H136V135H133V136H131L130 137V135L131 134H133V133H131V132H133V131H131V127L132 128H134V131H135V128H137V126L140 128H142L143 126L145 127V125H146V130H150V131H152L154 128H153V126H152V123H153V125H155V123L153 122V121H155L154 119V117H156V113L158 114V111L161 109V108H165V107H163L162 105H160V107H156L155 105L156 104H160V102L162 103V101L161 100H163L162 98H161V96H160V98L159 97H156L155 99H154V97L155 96H153L152 94L154 93L152 90L154 89L153 87V89H151V88H149V89H151V90H149V89H147V91L146 90H144V92H143V90H142V95H143V93H145L143 96H145L146 98L142 101V100H140V99H142L143 98V96H140V97H142V98H140V99H132L129 95H125V93H120L119 95L120 96H122V97H120L119 95H116V96H118L116 99L114 98V101H118L115 105H116V107H115V105L113 106L112 104L114 103L113 101H112V97L111 96H108V97H104L105 99H103L102 100V95H103V93L104 92H106V90H113L115 87L114 86H112L113 87V89H107V88H105V86L107 85V83H108V81L109 80H107V82H106V85H105V80L103 79V78H99V81H97L98 80V78L96 79L95 78V76L93 75V73H91V74H89ZM88 76V77H89ZM115 76V75H114ZM120 76V75H119ZM156 76H154V77H156ZM161 76H160V74H159V76H158V78H159V80L161 79ZM165 76H167L166 74L165 75H163L162 77H165ZM180 76V77H181ZM19 78H21L22 77V75H19L18 76ZM24 77V76H23ZM96 77H98V76H96ZM128 77V76H127ZM145 77H147V76H145ZM200 78H201V75L199 76ZM15 78V77H14ZM82 78H80V79H82ZM115 78H116V76H115ZM125 78V77H124ZM157 78V79H158ZM200 78H199V81H200ZM206 78V77H205ZM205 78H204V76H203V80H205ZM215 78H216V80H215ZM73 79V78H72ZM75 79H78V77H76V78H74V80ZM102 79V80H101ZM110 79V78H109ZM122 79V78H121ZM141 79V78H140ZM151 79H153V78H151ZM206 79H210V78H206ZM71 79H69V80H65L66 82H65V88H62V89H65L66 90V92H69L71 89H70V86L69 85H71V81H70ZM86 80V79H85ZM87 80H89V78L87 79ZM86 80V81H87ZM89 80V81H90ZM110 80H112V77H111V79ZM118 80V79H117ZM155 80V79H154ZM153 80V81H154ZM202 79H201V82L203 81ZM219 80V81H218ZM76 81V80H75ZM104 81V83L102 84V82ZM120 81V80H119ZM177 81H179V80H177ZM16 82H19V81H16ZM74 82V81H73ZM98 82H100V83H98ZM110 82V81H109ZM121 82V81H120ZM137 82H138V80H137ZM161 82V81H160ZM159 82V83H160ZM205 82V83H204ZM203 83L204 84H202L203 85V88L202 89H204V91H203V95L201 94V96H202V101H203V103H204V100L206 101V99H208L207 97H205V95L206 96H209L208 94L210 93H208V94H206L207 93V89L205 88L206 86H205V84H206V81H204ZM225 82V81H224ZM151 83V82H150ZM149 83V84H150ZM154 83V82H153ZM243 83V82H242ZM259 83H261L260 81H259ZM85 84V88L88 86V85H86ZM99 84V85H98ZM143 84V83H142ZM158 84V83H157ZM201 84V83H200ZM226 84V83H225ZM105 85V86H104ZM110 85V84H109ZM108 85V86H109ZM112 85V84H111ZM139 85H141V83L139 84ZM151 85V84H150ZM215 85V87L214 88H211V86L213 87ZM227 85V84H226ZM242 85V84H241ZM19 86V85H18ZM89 86V87H90ZM149 86V85H148ZM148 86H147V88H148ZM205 86V87H204ZM207 86H208V83H207ZM222 87H224V83H223V85H221ZM221 86H220V88H221ZM21 86H19V88H20ZM69 87V88H68ZM72 87V86H71ZM75 87V86H74ZM74 87H72V89H74ZM94 87V86H93ZM124 87V86H123ZM143 87H144V84H143ZM149 87H151V86H149ZM157 87V89H154V90H158L161 86L160 85H157L156 86ZM159 87V88H158ZM240 86H238V87H236V88H239ZM242 87H243V85H242ZM14 88V87H13ZM12 88V89H13ZM88 88V87H87ZM111 88V87H110ZM120 87H118V89H119ZM142 88V87H141ZM146 88V87H145ZM145 88H143V89H145ZM199 88H200V86H199ZM241 88V87H240ZM239 88V89H240ZM57 88H54V91L56 90ZM59 89V88H58ZM69 89V90H68ZM24 90V89H23ZM85 90V89H84ZM120 90V89H119ZM149 90V91H148ZM160 90V89H159ZM193 90V89H192ZM218 90H220V89H218ZM217 90V91H218ZM242 90V89H241ZM4 91V90H3ZM53 91V90H52ZM54 91H53V93H54ZM100 91H102L101 93H99ZM116 91V90H115ZM162 91V90H161ZM161 91H159V92H161ZM164 91V90H163ZM13 92H15V90L13 91ZM49 92V91H48ZM93 92V93H92ZM158 92V93H159ZM193 92V91H192ZM200 92V91H199ZM64 93H65V91H64ZM92 93V94H91ZM134 93V92H133ZM155 93H156V91H155ZM177 93V92H176ZM189 93V92H188ZM188 93H185L184 95L185 96H187L188 95ZM12 94H15V93H12L11 92V95ZM102 94V95H101ZM122 94V95H121ZM127 94V93H126ZM128 94H130V93H128ZM64 95V94H63ZM92 95V96H91ZM3 96V97H2ZM8 96V95H7ZM7 96H5L6 98H7ZM10 96V95H9ZM8 96V97H9ZM41 96V95H40ZM50 96H51V94L49 95H47V92H46V95L43 97L47 102H48V106L47 107H49L50 106V103H49V99H50ZM104 96V95H103ZM128 96V97H127ZM136 96V95H135ZM169 96V95H168ZM167 96V93H166V95H165V93H164V99L165 98H167L168 97ZM179 96V95H178ZM184 96V97H185ZM191 96V95H190ZM218 97L219 96V94L217 95V94H215L214 93V97ZM49 97V98H48ZM52 97H53V95H52ZM52 97H51V99H52ZM63 97V96H62ZM64 97H66V96H64ZM86 97L88 98V96H87V93H86ZM120 97V98H119ZM127 97V98H126ZM133 98H135L134 96H132ZM215 97V98H216ZM219 97H222V95L221 96H219ZM218 97V98H219ZM10 98V97H9ZM9 98H7V99H9ZM111 98V99H110ZM121 98H123L122 100H121ZM131 98V99H130ZM170 99H171V96L169 97ZM205 98V99H204ZM48 99V100H47ZM180 99V98H179ZM183 99V98H182ZM78 100V99H77ZM187 100V98L185 97V99L184 100H182V102L184 103V101H186ZM219 99H217V101H218ZM134 101H135V103L136 102H142V104L141 103H136L137 105H139V106H137V105H135V103H134ZM166 101H169L168 99H166L165 101H163L164 103H166ZM173 101H175V99L173 100ZM221 101V100H220ZM33 101H31V103H32ZM51 102V101H50ZM91 102V103H92ZM123 102V103H122ZM157 102V103H156ZM171 102V101H170ZM169 102V103H170ZM219 102V101H218ZM224 102V101H223ZM21 103V102H20ZM73 103H75V102H73ZM112 103V104H111ZM129 103V104H128ZM205 103H207V102H205ZM221 103V102H220ZM52 104V103H51ZM59 105L58 106H63V105H61V103H58ZM76 104V103H75ZM102 104V105H101ZM104 104V105H103ZM117 104L119 105V106H117ZM123 104V105H122ZM168 103H166L165 105H167ZM225 104V103H224ZM31 106V107H33V108H31L30 110H29V108L30 107H28V106ZM112 105V106H111ZM129 105V106H128ZM131 105H133V106H137L136 108H134L133 106H131ZM23 106V107H22ZM27 106V107H26ZM65 107H66V105H64ZM75 106H77L78 107V105H75ZM82 106V107H81ZM102 108H101V107ZM162 106V107H161ZM204 106H205V104H204ZM10 107V106H9ZM57 107V106H56ZM115 107V108H114ZM167 107V106H166ZM169 107V106H168ZM75 108V107H74ZM73 108V109H74ZM104 108V109H103ZM123 108V112H125V109ZM131 108V109H130ZM138 108V109H137ZM148 108L149 109H151V110H149V111H152V113L155 111V113L154 114H149V113H147L148 112ZM170 108V107H169ZM166 109V108H165ZM32 110V111H31ZM38 110V112H36ZM41 110H43V109H41ZM56 110H57V108H56ZM93 110V111H92ZM107 110V109H106ZM105 110V111H106ZM117 110V109H116ZM163 110V109H162ZM11 111V110H10ZM16 111V110H15ZM45 112H46V109L44 110ZM75 111V112H74ZM104 111V112H105ZM161 111V110H160ZM44 112V113H45ZM8 114V116H7V114ZM14 113V112H13ZM72 113H74L73 115H72ZM75 113H77V114H75ZM106 113H107V111H106ZM177 113V112H176ZM37 114V116H35V118H33L32 116L33 115H36ZM81 114V115H80ZM121 114V113H120ZM172 114V113H171ZM180 114V113H179ZM181 114L183 115V113L181 112ZM204 114V113H203ZM203 114H202V116H203ZM79 115V116H78ZM92 115V116H91ZM103 115V116H102ZM122 115V114H121ZM154 115V117H151V116H153ZM178 115V114H177ZM91 116V117H90ZM179 117L181 116V115H178ZM10 117V118H9ZM17 117V118H16ZM28 117H32V119H29ZM41 117V118H40ZM48 117H49V119H48ZM94 117H95V121H96V123L97 124H99L98 126H100V125H102V126H100V127H98L97 125V127L95 128V124L96 123H94V125H92L93 124V122H94ZM149 117V118H148ZM204 117H206L205 115L202 117L203 119H205ZM9 118V119H8ZM43 118V119H42ZM60 118V117H59ZM92 118V119H91ZM129 120H128V119ZM125 119V120H124ZM168 119V118H167ZM29 120H32V121H29ZM48 120V121H47ZM77 120V121H76ZM92 120H93V122H92ZM117 120V121H116ZM128 120V121H127ZM186 120H187V117H183V116H181L180 118H178L177 117V120H175L174 119V125L173 126H176V127H169L168 126V130H169V132L168 133H166V131H167V127L165 126L164 127V125H157V126H159V127H157L156 125V127L158 128H155V130H157V132H156V135H155V131H154V133H151L152 135L154 134L155 136V138L154 139H152L153 138V136H152V138H149L148 139V136H146L145 134H143V133H141L142 135H141V137H139V135H138V137L141 139V138H143L144 137V135L146 136L145 138V140H147L146 142H145V144H147V145H149V144H151V145H149V146H147V147H145V149H146V152H147V156H149L150 158H152L153 159V161H159V160H161L162 158H165V157H170L171 156V158H172V151H170L171 149H170V147L171 146H166V143H167V141H169V140H172V142H175L176 143V146H175V148H178V151H180L179 152V154H183L184 153V159H186V160H182L181 161V165H182V169H181V171H179V172H175L174 170H172V168H170L168 165H165V164H160L158 167H159V169L161 170V171H159L158 172V176H160V179L158 180V181H155V180H147V181H145V179H147V178H145L144 179V181L143 180H141V179H139V177L141 176V174H139V173H141L143 170H142V168H146V164L148 163V165H153V164H151V163H149V162H146V160H148L147 158H149V157H146V155H142V154H140V155H137V156H135L133 153H131V155H128V156H124V155H121V154H124V153H118V151L116 152V150L114 149V148H112V146H116V145H118L119 146V144H122L123 145V143H121V142H124V145H128V143H127V140L125 139L124 141H121V140H123L122 138H121V136H124L123 134L122 135H117L118 137H120L119 138V141H118V139H117V136H116V133H114L115 131H111L110 130V132L108 133L107 132V134L109 135V136H107V139H106V143L105 144H107V145H105V147H104V149H105V152H107L106 150H109V153H107V155L106 154H103V155H106L105 156V158L106 157H108V158H106V161H104L103 162V164L102 165H100V168L98 169H95V167H93V169H91V171H95L94 172V177H93V179H92V181L93 182H91V183H89L88 182V185H89V187H88V185H87V183H85L84 184V179H83V185H82V182H78V183H81V184H78L77 183V180L80 178L79 176H80V174H79V172H78V169L77 170H74V168L75 167H77V165L74 167V166H72L71 165V167L69 166L68 167V165H67V168H66V173L64 172V174L61 172V170L59 169V168H57V167H55L54 166V164H53V166L55 167V168H57V172H58V169H59V171H60V173L58 172V174H59V180L61 181H57L56 182V180L53 178V182L55 181V184H52L53 182H51L52 181V175H53V177H54V172L52 173L51 171H49L48 172V170L47 169H49L48 168V166H50L51 168L53 167V166H51L50 164H52L53 162L52 161H50V162H48V164H46L43 160L40 162V164L37 162V164H35V163H33V165L31 164H29V163H27L28 165H30V166H25V163H22L23 164V166H24V169H28V170H26V173H27V171L29 172V174H34V173H32L33 171H34V168L37 166V168L38 169H40V165L42 164L43 165V167H44V170H46V173L48 172L49 174L47 175H43L42 174V171L40 172V173H36L35 171H36V169H35V173H36V176H38V175H42V176H44L42 179H44L45 181H44V183H43V180H41L40 178L42 177V176H39L38 178L41 180V183H43L41 186H40V184L41 183H39V181H38V178L37 177H35V178H37V180L34 178V181H30L31 183H34V184H31L32 186V189L33 190H27L26 188L27 187H23V189L25 190L26 189V194H24V195H26V196H30L31 197V203H32V205H33V207L35 206V207H37L39 210H40V212L42 213V214H45V215H40V216H43V217H37L38 216V214H37V216L35 215H33V214H30V218H32V219H34V220H36V221H39L40 223L43 221H41V219L40 218H42V219H44V218H46L47 219V221H48V219L50 218V217H54V216H56V214H59V213H57L56 211L58 210V209H62L61 211L62 212H64V214H67L68 216L69 215H71V214H74V213H77V212H79L80 213V211H85V212H88L89 211V217H91V219L89 218V220H91V225L92 226H94L96 229H98L99 230V235H100V233H102V235H101V237L102 236H104L103 238H105L106 236V238L108 239L110 236V238L109 239H111L112 237H115V236H117V233H118V236H119V234L121 233V235H123V234H125L126 236H127V238L130 240L129 242H131V243H128V241H127V243L126 244H128V247H130V246H132L133 248H135V250L136 251H133V252H131L130 253V251H129V253H128V250H127V253H126V251H123V250H116L115 251V255L116 256H118L119 254H120V256H118V257H123V258H129L130 257V255H128V254H132L133 253V255H134V257H136V259H135V261L137 260V263L138 262H140V264H151V263H148L147 262V260H146V254L143 252V251H145L146 250V252L148 251L147 249H151V251L152 250H155L154 248H155V245L157 244V243H160L162 240H164V241H166V240H168V239H170V238H168V237H171L172 235H171V233L167 230H162L161 228L160 229H158V230H156V232L152 229V228H149V225L147 224V223H149V220H151V219H153V218H156V216L154 217V215H155V212L151 209V207H152V203H153V205H155L156 203H155V201L157 200V199H159V198H156L155 199V197H157L156 196V194H154V192L156 193L157 191H155L156 189H160L159 188V186H160V184H164V182H166V183H168V181H169V183H168V186H172L173 188L172 189H177V187H178V189H179V192H181V190L183 189V187L185 186V185H187V184H185L187 181H190V180H188L187 179V181H186V177H187V175L188 174H190V176L192 175H194L196 172H195V170L197 171V170H199L200 168L197 166L200 162H202L203 164L205 163V159L204 158H207V155H209V153H208V150H207V153L205 152V146H208V142H209V146L213 143H211L210 144V141L209 140H207V141H204V140H202L201 139V137L202 136H206L207 135V131L205 130V128H204V126H202V124L196 129L197 130V134H192L191 133V131L189 130V131H187V129H185L182 125L183 124H186ZM239 120V119H238ZM62 121V122H61ZM119 121H121V122H119ZM124 121H126V123L124 122ZM12 122V121H11ZM61 123V125H63V127H61V125H59V123ZM91 122H92V124H91ZM103 122V121H102ZM111 122H112V124H111ZM116 122V123H115ZM47 123H49L48 125H47ZM58 123V124H57ZM119 123H121V125L119 124ZM6 124V123H5ZM71 124V123H70ZM116 124V125H115ZM118 124V125H117ZM188 124H190V123H188ZM7 125H9V124H7ZM10 125H13V124H11L10 123ZM86 125H87V127H86ZM110 125V126H109ZM119 125L120 126H122V128L121 127H119ZM1 126V125H0ZM14 126V125H13ZM24 125H22V126H19V129L21 130L22 128H23V130H24V127H25ZM29 126V127H30ZM149 126V127H148ZM154 126V127H155ZM163 126V127H162ZM10 127V126H9ZM12 127V126H11ZM18 127V126H17ZM13 128V129H15V130H10V129H7L5 132H4V135H1L2 133L1 132H3V131H0V136H2L5 140H6V143L4 144V143H2L3 141H1V143L3 144V148L5 147L6 148V146L8 147V145L9 144H7V142L8 143H10L11 141H13L14 142V140H15V136H13V133H14V131H17L18 130V128ZM29 127H28V129H29ZM30 127V128H31ZM151 127L153 128L152 130H151ZM26 128V127H25ZM64 128V129H63ZM94 129V131H93V129ZM103 128V129H102ZM138 128V129H139ZM149 128V129H148ZM166 128V129H165ZM245 129H246V131L248 130V136H250V139H253V136H251V135H253V131L250 129V128H247V127H244ZM34 129V130H33ZM48 129V130H47ZM77 129H78V131H77ZM83 129H87V133L86 132H82L83 131ZM93 131H91V130ZM96 129V130H95ZM102 129V130H101ZM123 129V130H122ZM125 129H127L128 131H126ZM4 130V129H3ZM60 130H62V131H60ZM109 130V129H108ZM129 130H130V132H129ZM158 130H160V131H158ZM164 130H165V132H164ZM30 131V132H29ZM18 132H20V131H18ZM112 132L114 133V134H112ZM117 132V131H116ZM120 132H117V133H120ZM142 132H144V130L142 131ZM29 133H30V135H29ZM129 133H130V135H129ZM139 133V132H138ZM166 133V134H165ZM250 133V134H249ZM258 133V132H257ZM18 135H19V133H17ZM62 134H63V136H62ZM148 134H150V133H148ZM254 134L256 135V132H255V130H254ZM21 135H22V133H21ZM47 135L49 136L48 138H47ZM46 136V139L44 138ZM112 136H116V137H112ZM143 136V137H142ZM105 137V136H104ZM111 137L112 138H114V139H111ZM138 137H137V139H138ZM169 137H171V138H169ZM252 137V138H251ZM257 137H258V135H257ZM257 137H254L255 139V141H256V139H257ZM17 138V137H16ZM68 138V137H67ZM106 138V137H105ZM131 138V139H130ZM169 138V139H168ZM249 138V137H248ZM91 139H92V137H91ZM101 139V138H100ZM115 139H117V140H115ZM121 139V140H120ZM139 139V140H140ZM244 139V138H243ZM259 139H260V137H259ZM11 140V141H10ZM21 140V139H20ZM24 140V139H23ZM23 141V142H26V141ZM75 140V141H74ZM84 140V141H83ZM102 140V139H101ZM114 140V141H113ZM143 140V139H142ZM176 140V141H175ZM22 141V140H21ZM33 141H35V142H33ZM42 141V142H41ZM93 141V140H92ZM109 141V142H108ZM121 141V142H120ZM125 141H126V143L127 144H125ZM132 141V142H131ZM165 141V142H164ZM248 141H250V140H248ZM44 142V143H43ZM62 142V143H61ZM87 142V144H88V141H86ZM90 142V141H89ZM114 142H115V144H114ZM118 144H117V143ZM0 143V144H1ZM39 143V146L41 147V148H39V146L37 145ZM58 143H60L62 146V148H66V146H64V145H67V147L69 148V147H71V148H69V149H65V150H63L62 151V149L60 148V147H58L57 146V144ZM65 143H67V144H65ZM69 143V144H68ZM77 143V142H76ZM98 143H100V142H98ZM175 143H173V144H175ZM11 144H12V142H11ZM15 144V143H14ZM45 144V145H44ZM55 144V145H54ZM59 144V145H60ZM93 144V143H92ZM89 144V146L92 148H90L88 145V153L90 154V155H92V156H94V155H98V150L97 149H93V146L95 145V144ZM162 144H165V145H163V147H164V149L162 150V148L163 147H161L162 146ZM177 144H179V145H177ZM214 144V143H213ZM6 145V146H5ZM15 145H17V144H15ZM20 145V144H19ZM44 145V146H43ZM46 145H48V146H46ZM50 145V146H49ZM69 145V146H68ZM168 145H169V143H168ZM10 146V145H9ZM11 146H13V145H11ZM10 146V147H11ZM30 146V147H29ZM38 146V147H37ZM52 146H53V148H52ZM54 146H57V148L56 147H54ZM2 147H0V151H1V153H0V157L2 158V157H4V155L6 156V154H8V153H6V152H2V150H3V148ZM34 147V148H33ZM95 148H96V146H94ZM166 147V148H165ZM226 147V146H225ZM11 148H14V147H11ZM16 148V147H15ZM19 148H20V153H21V155L23 154V156H24V154H26L25 152H22V150H21V146H18L17 147V151L19 150ZM29 148V149H28ZM36 148L38 149V150H36ZM50 148V149H49ZM54 148H56V149H54ZM172 148H174V145L172 146ZM222 148H224V147H222ZM222 148L220 147V150H222ZM28 149V150H27ZM36 151H35V150ZM51 150V151H49V150ZM53 149L55 150V151H53ZM101 149V148H100ZM99 149V150H100ZM186 149V150H185ZM219 149V148H218ZM31 150V151H30ZM32 150H33V152H32ZM85 150V151H86ZM90 150V151H89ZM177 150V149H176ZM14 151H16V150H14ZM14 151H12V154L13 155H15V156H13V155H10V158L9 157H7L9 160L11 159H13L12 161H14L13 162V164H17V168L15 167V166H13L12 165V169H11V171H8L7 172V170H6V173H2V174H0L1 176H7L8 177V179L7 178H3V177H0V184H2V182H3V185L5 184V185H7L6 184V180H4V179H7V181L9 180H13V181H16L15 179H14V177L13 176H11V175H13V174H16V169H20V171H19V173L20 174H18L19 176H21V174H22V172H24V169H23V167H22V164H20V163H16V161H18V160H16L15 159V157H19V156H21V155H19L20 153L18 152V153H13ZM128 151H131V150H128ZM127 151V152H128ZM218 151V150H217ZM52 152V153H51ZM60 152V153H61ZM132 152V151H131ZM182 152V153H181ZM220 152H223V151H220ZM219 152V153H220ZM31 155H30V154ZM57 153V154H56ZM76 154V155H74V154ZM86 153V152H85ZM87 153V154H88ZM129 153V152H128ZM50 154H53V155H50ZM70 154V153H69ZM88 154V155H89ZM94 154V155H93ZM120 154V155H119ZM217 154H218V152H217ZM221 154V153H220ZM219 154V155H220ZM2 155V156H1ZM175 155V154H174ZM205 155H206V157H205ZM66 156H69L68 155V153H67V155ZM124 156V157H123ZM218 156V155H217ZM14 157V158H13ZM25 158H26V156H24ZM24 157H20V158H17V159H19V161L21 162V160L23 161V158ZM78 157V156H77ZM119 157V158H118ZM122 157V158H121ZM213 157V156H212ZM215 157V156H214ZM219 158H217V159H221V156H218ZM0 158V159H1ZM24 158V159H25ZM61 158V160H62V158L64 159V156H62V157H60ZM89 158V157H88ZM128 160H131V162L130 161H128V162H130V164L128 163V162H126V160L127 159ZM175 158V157H174ZM30 159V160H31ZM50 159V160H51ZM57 159H59V158H57ZM112 161H110V160ZM216 159V158H215ZM4 160H6V159H1L0 160V163L2 164L3 162H4ZM10 160V162H12ZM61 160H57L58 161V163L57 164H60L59 163V161L62 163V161ZM70 161H71V163L72 162H74L73 161V159L71 160V159H69ZM79 157L78 158H76L75 159V162L74 163H78L79 162ZM84 160L86 161V159L85 158H83V161L82 162H84ZM115 160V161H114ZM206 160H208V159H206ZM210 160V159H209ZM212 160H214V158L212 159ZM208 161V162H213V161ZM223 160V159H222ZM228 160V159H227ZM2 161V162H1ZM7 161V160H6ZM110 161V162H109ZM113 161H114V163H116V164H112L113 163ZM186 161H187V163H186ZM217 161H219V160H217ZM230 161V160H229ZM227 162V164L228 163H230V162ZM27 162V161H26ZM30 162V161H29ZM66 162V161H65ZM220 162V161H219ZM221 162H223V163H225L226 161L225 160H223V161H221ZM47 165V167H46V165ZM55 163V162H54ZM80 163V162H79ZM118 163V164H117ZM207 163V162H206ZM214 163V162H213ZM217 163V162H216ZM233 163V162H232ZM231 163V164H232ZM6 165L8 164V163H5ZM65 164V163H64ZM80 164H82V163H80ZM109 164V165H108ZM118 165V166H116V168H119L120 169V171H118V172H122L121 174H123V175H119L118 173H114L113 172V170H111L112 168H110V165ZM186 164V165H185ZM226 164V163H225ZM226 164V165H227ZM36 165V166H35ZM104 165V166H103ZM107 165V166H106ZM128 165H133V166H131L130 168H129V166ZM147 165V166H148ZM163 165V166H162ZM207 165V164H206ZM229 165V164H228ZM234 165V164H233ZM8 166V165H7ZM11 166V164H9V167ZM33 168H32V167ZM62 166V165H61ZM79 166V165H78ZM81 166V165H80ZM91 166V165H90ZM94 166V165H93ZM140 166V167H139ZM162 166V167H161ZM221 166V165H220ZM232 165H230V167H231ZM236 166V165H235ZM235 166H234V168H235ZM2 167L3 166H1L0 165V168L2 169ZM27 167H29V168H27ZM42 167V166H41ZM108 167V168H107ZM213 167V168H212ZM212 167L210 166H208V168H207V170H206V172L204 173V171H203V174H201V173H199V174H201V175H206L205 177H203V178H201V175H197V176H200V178L201 179H203V182L202 183H200L199 182V185L200 184H202V185H200V186H203L204 188H205V186H206V184H207V182H208V179H210L209 177H210V174H209V170H210V168L213 170V175H217L218 174V171H221L220 170V168L219 167H216L215 166V164H213L212 165ZM222 167V166H221ZM224 167V166H223ZM4 168L5 169H7V167L6 166H4ZM14 168V169H13ZM30 168L32 169L31 171H29L30 170ZM45 168H47V169H45ZM61 168V167H60ZM65 168V167H64ZM72 168V169H71ZM78 168V167H77ZM82 168H84L83 167V165H82ZM85 168H89V167H85ZM150 168V167H149ZM219 169V170H216V169ZM232 168H233V166H232ZM0 169V170H1ZM22 169V170H21ZM80 169V168H79ZM100 169H104V170H102V171H100ZM118 169V170H119ZM148 169V168H147ZM209 169V170H208ZM8 170H10V169H8ZM12 170H13V173L12 174H10L11 172H12ZM43 170V169H42ZM53 170V169H52ZM74 170V171H73ZM223 170H224V168H223ZM226 170V169H225ZM233 170V169H232ZM235 170V169H234ZM3 171V170H2ZM54 171V170H53ZM55 171H56V169H55ZM110 171H111V173H110ZM140 171V172H139ZM186 171H187V175H186ZM200 171V170H199ZM198 171V172H199ZM202 171V170H201ZM238 172H239V174L241 173V174H243L242 172H240L239 170H237ZM4 172H5V170H4ZM15 172V173H14ZM18 172V171H17ZM81 172V171H80ZM112 172H113V174H112ZM155 172V171H154ZM195 172V173H194ZM222 172H225V171H222ZM100 175V173H102L103 175H104V177H106L107 175H109V177H111V178H113L114 180H117V182L118 183H121V181H123V180H121V179H123L122 177L124 176V175H127L126 176V180L124 179V181H127V183H128V180L129 181H132L134 178V180H133V183L132 184H134V188H133V185L132 186H130L129 185V183H128V185L130 186V188H129V186H128V188H129V191H126L127 190V188H125L126 187V185L125 186H123V185H119V184H117V185H119V186H117L118 187V191L121 189H123L120 193H122V194H124V193H126L127 195H131L129 192L130 191H132L131 193H132V195L134 194V193H137L138 192V194H137V197H136V194H135V198H134V200H133V198L132 197H130V198H132V201H131V204L133 205V206H135L136 208V210H138V211H135L136 213L135 214H133L131 211H129V209L127 210L126 208V210L125 211H128L129 213H131L130 215L128 214V215H126L127 216V219L129 218V217H131V218H136L135 220H138V218H139V220L140 219H142V221H136L135 222V225L136 226H138L137 224H139V226L141 227V229L140 230H138L139 228L138 227H136V226H134V228H136V229H130L129 228V225L127 224V222H125L124 223V221L123 220H121L120 221V219H121V217H120V219H119V217H118V215L119 216H122V214L120 215V214H118L117 212L119 211V210H121V209H118V211L116 212V210L114 211V215H113V218H112V222H114L113 221V219H114V217H116V218H118V220L117 221H120V224H123L122 226H123V229L121 230V231H116L115 229H110V231L109 230H106V225L104 224V222L102 223L101 221H102V219H101V217H102V215H101V217H99L100 215H97L96 214V212L98 213V211L100 210V208H101V206H103L104 204H102L100 201V198L102 197V198H105V195H104V193L102 194V192H105L106 191V193L108 194V193H111L113 190H114V187H113V189L111 188V186H109L108 188H107V185H106V183L108 182V181H105L106 180V178H105V180L103 181V182H105V183H103L102 182V180L104 179H98V174ZM233 173H235L236 174V170L233 172ZM230 174V173H226L225 175H229L230 174V176H229V178L231 177V178H233L234 180H235V178H234V176L232 177V175H234V174ZM28 174V173H27ZM45 174V173H44ZM52 174V175H51ZM57 174V173H56ZM68 174L70 175L69 176V181H68ZM107 174V175H106ZM128 174H129V176H130V178L132 179H129L128 177ZM197 174V173H196ZM196 174H195V177H196ZM49 175H51V176H49ZM67 175V176H66ZM114 175H117L116 177H112V176H114ZM134 175H136L135 177H134ZM152 175H154V173H152ZM224 175V174H223ZM247 175V173L245 174V176ZM4 176V177H5ZM13 177L12 179H10L11 177ZM16 176V175H15ZM19 176L17 177H15L16 179H17V181L19 182H21V184H23V185H25L26 186V184H28V185H30V183H29V179L25 176V178H24V176H23V178L25 179H23L22 180V177H20V180H18L19 179ZM28 177H29V175H27ZM35 176V175H34ZM65 176H66V179L64 180V178H65ZM132 176V177H131ZM244 176V175H243ZM47 177V178H46ZM51 177V178H50ZM86 177H88V176H86ZM90 177H92V176H90ZM89 177V178H90ZM108 177V176H107ZM109 177H108V179H109ZM118 177V179H116ZM121 177V178H120ZM136 177H137V180H136ZM157 177V176H156ZM189 177V176H188ZM215 177V176H214ZM218 177H220V178H222V176L221 175H218ZM217 177V178H218ZM226 177H228V176H226ZM2 178V179H1ZM27 178V179H26ZM32 178V177H31ZM55 178H57V177H55ZM154 178V177H153ZM192 178V177H191ZM237 178H241V177H237ZM48 179H50V180H48ZM91 179V178H90ZM90 179H88V180H90ZM157 179V178H156ZM225 179V178H224ZM232 179V180H233ZM244 179V178H243ZM3 180V181H2ZM27 180V181H26ZM35 180L36 181H38V182H35ZM86 180H87V178H86ZM86 180H85V182H86ZM87 180V181H88ZM110 181H111V179H109ZM139 180V181H138ZM197 180V179H196ZM196 180H193V181H195V184L196 183H198V182H196ZM230 180V179H229ZM245 180V179H244ZM243 180V181H244ZM5 181V182H4ZM24 181V182H23ZM26 181V182H25ZM50 181V182H49ZM142 181V182H141ZM186 181V182H185ZM236 181H237V179H236ZM240 181V180H239ZM241 181H242V178H241ZM19 182V183H20ZM68 182V183H67ZM134 182H138L139 183V185H140V182H141V185L138 187V184L137 183H134ZM8 183V182H7ZM17 183V182H16ZM18 183V184H19ZM60 183H61V185H60ZM98 183H100V184H98ZM123 183V182H122ZM131 183V182H130ZM191 183H192V180H191ZM96 184H98V185H96ZM110 183H108V185H109ZM136 184H137V186H136ZM193 184V183H192ZM195 184H193L194 186H195ZM4 185V187L8 190V192L10 191L11 192V197H12V200H9V202H10V206L9 205H7L8 206V208H7V210L6 211H8V209L10 210V209H12V208H14V205H15V203H16V200L18 199V198H21L22 199V197H24L23 196V194H22V192L23 193H25L24 192V190L22 189V191L20 192V193H18L17 192V190H18V186H16V187H13V186H11V188H10V186L9 187H7V186H5ZM39 185V186H38ZM105 185H106V187H105ZM0 186H2V185H0ZM21 186V185H20ZM83 186H84V188H91L90 189V191H81L80 189L81 188H83ZM100 186V189H101V194H100V189L98 188ZM120 186H121V188H120ZM126 189H124L123 187ZM135 186L138 188V189H136L135 188ZM198 185H196V187H197ZM13 187V188H12ZM18 187V188H17ZM117 187H115V190H117ZM21 188V187H20ZM96 188H98V189H96ZM110 188H111V190H110ZM120 188V189H119ZM132 188V189H131ZM155 188V190L153 191V190H151V189H154ZM202 188V187H201ZM203 188V189H204ZM5 189V190H6ZM34 189L35 190H37V189H39V193H37V192H35L34 191ZM70 189H71V191H70ZM111 191V192H108L109 190ZM135 189V190H134ZM165 189V188H164ZM4 190V189H3ZM115 190L112 192V194L114 193V195L112 196V194H110L112 197V199L114 198V196H115V193L117 192H115ZM137 190H139V191H137ZM148 190H150L149 192H150V194H149V192H148ZM160 190H162V189H160ZM18 194H17V193ZM84 192H86V193H84ZM88 192H90V193H88ZM124 192V193H123ZM151 192H152V194H151ZM76 195H75V194ZM100 194V197L98 196ZM121 194V195H122ZM125 194V195H126ZM149 194V195H148ZM162 194V193H161ZM75 197H74V196ZM78 195V196H77ZM102 195V196H101ZM109 195V196H110ZM117 195H119L118 193H117ZM151 195V196H150ZM152 195H154V198H147V197H153ZM77 196V197H76ZM104 196V197H103ZM79 197H80V199H79ZM117 197V196H116ZM123 197H125V198H127V196H123ZM101 198V199H102ZM118 198V197H117ZM138 198V199H137ZM175 198V197H174ZM77 199H78V201H77ZM110 199V198H109ZM112 199H110V203H112V202H117V201H115L116 200V198H114L115 200H113V201H111ZM242 199V198H241ZM27 200V199H26ZM25 200V201H26ZM119 200H121V199H119ZM119 200H118V202H119ZM128 200V199H127ZM129 200H131V199H129ZM128 200V201H129ZM136 200V201H135ZM152 201V203H150L151 201ZM27 201H29V199L27 200ZM81 201H83L84 203H83V206L85 207L83 210H82V205L80 206V202ZM105 201H109V200H107V198L105 199ZM6 202H8V201H6ZM6 202H5V204H6ZM79 202V203H78ZM122 202H124L123 200H122ZM125 202H126V200H125ZM121 203V204H126V205H129V207L131 206L130 205V203ZM149 202V203H148ZM0 203H2L3 204V202H0ZM102 205H101V204ZM109 202H107V203H105V204H110ZM140 203V204H139ZM148 203V204H147ZM166 203V202H165ZM242 203V202H241ZM81 204H82V202H81ZM138 204V205H137ZM164 204V203H163ZM111 205V204H110ZM137 205V206H136ZM159 205H161L160 204V202H159ZM165 205V204H164ZM242 204H240V206H241ZM2 206H4V205H2ZM162 206V205H161ZM160 206V207H161ZM82 207V208H81ZM157 207H158V205H157ZM242 207V206H241ZM5 208V209H6ZM87 208V210H85ZM163 208V207H162ZM245 207H243L242 209H244ZM3 209H4V207H3ZM155 209V208H154ZM166 209H167V207H166ZM170 209H172V208H170ZM246 210H247V208H245ZM244 209V210H245ZM32 210V209H31ZM48 211V213H47V211ZM123 210H124V207H123V209H122V212H123ZM156 210V209H155ZM157 210H159V208H157ZM164 210V209H163ZM245 210V211H246ZM3 211V210H2ZM12 211V210H11ZM46 211V212H45ZM61 211H59V212H61ZM124 211V212H125ZM179 211V210H178ZM250 211V210H249ZM28 212V211H27ZM32 212V211H31ZM33 212H34V210H33ZM36 212V211H35ZM38 212V211H37ZM45 212V213H44ZM84 212V213H85ZM102 212V211H101ZM160 212H162V211H159L158 213H159V215L161 216V215H163V213L162 214H160ZM246 212H248V211H246ZM47 213V214H46ZM94 213V214H93ZM169 213V212H168ZM172 213V212H171ZM63 214V213H62ZM81 214V213H80ZM87 214V213H86ZM96 214V215H95ZM123 214H127V213H123ZM175 214H178V213H175ZM174 214V215H175ZM248 215L250 214L249 212L247 213ZM246 214V215H247ZM50 216L49 218L47 217V216ZM171 215H173V214H171ZM182 215H183V213H182ZM68 216H67V220H68ZM129 216V217H128ZM165 216H167V215H165ZM179 216H180V214H179ZM29 217V216H28ZM168 217V216H167ZM174 217V216H173ZM175 217H176V215H175ZM251 217V216H250ZM254 217V216H253ZM65 218V217H64ZM101 219V221L100 220H98V219ZM106 218V217H105ZM123 218V217H122ZM124 218H126V217H124ZM171 218V220H172V217H170ZM170 218H166V219H170ZM257 218V217H256ZM50 219H52V218H50ZM55 219V218H54ZM72 219V218H71ZM107 219H109V218H107ZM247 219H248V217H247ZM254 219V218H253ZM261 219V218H260ZM88 220V221H89ZM254 220H255V222H254ZM252 222H254V223H256L257 224V220L256 219H254ZM68 221H70V219L68 220ZM73 221V220H72ZM75 221V220H74ZM80 221V220H79ZM79 221H77L76 223H79ZM173 221H174V218H173ZM249 221V220H248ZM262 221V220H261ZM109 222H111V221H109ZM169 222H170V220H169ZM29 223V222H28ZM48 223V222H47ZM90 223V222H89ZM172 223V222H171ZM174 223V222H173ZM176 223V222H175ZM253 223V224H254ZM258 223H259V220H258ZM32 225L30 226V224H29V227L27 226V227H25V229L26 228H28V229H24L22 232L21 231H18V233L19 234H16L17 236H18V238L16 239H14V238H11V235H10V240H9V237H8V239H4L5 240V243H4V245L8 242L9 243V247L6 249L8 252L9 251H11L10 250V248L12 249V252H10L11 253V255H10V257L8 256L7 258H4L3 256H2V258H4V259H6L5 261H3V262H5L6 264H18V259L19 258H22L20 261H19V264L21 263V264H49V262L51 263V257L53 256V255H56V252L58 251V248H59V244L57 245V247L55 246L56 244H55V239H52V235L50 234V232H51V229H50V232H48L49 230H47V231H43L42 233H41V235H38V234H31L30 232L28 233V231H29V228H35L36 227V229H37V227H39L40 229H44V225L41 223V224H37V222L35 223V222H32L31 223ZM34 224V225H33ZM80 224H81V222H80ZM84 224V223H83ZM109 224V223H108ZM115 224V223H114ZM119 224V223H118ZM119 224V225H120ZM124 224H126V225H128L127 227L124 225ZM262 224V223H261ZM28 225V224H27ZM51 225V224H50ZM82 225V224H81ZM110 225H111V223H110ZM172 225V224H171ZM258 225V224H257ZM91 226V227H92ZM108 226V225H107ZM121 226V225H120ZM254 226V225H253ZM93 227V228H94ZM116 227H117V224H116ZM132 227V226H131ZM205 227V226H204ZM7 229L9 228V226L8 227H6ZM38 228V229H39ZM70 228V227H69ZM75 228V227H74ZM94 228V229H95ZM114 228V227H113ZM138 228V229H137ZM203 228V227H202ZM201 228V230H203ZM257 228V227H256ZM6 229V230H7ZM12 229V228H11ZM35 229V230H36ZM81 229V228H80ZM94 229H93V231H94ZM232 229V228H231ZM250 229V228H249ZM260 229V228H259ZM31 230V229H30ZM73 231V230H72ZM77 231V230H76ZM111 232V235L109 236L108 234L107 235H105V232ZM178 230H176V232H177ZM78 232V231H77ZM120 232V233H119ZM175 232V231H174ZM179 232V231H178ZM177 232V233H178ZM202 232V231H201ZM204 232V231H203ZM233 232V231H232ZM70 233V232H69ZM123 233V234H122ZM3 234V233H2ZM2 234L0 235V236H2ZM34 235L35 236V240L33 241V242H30V240L27 238L28 236L27 235ZM174 234V233H173ZM207 234V233H206ZM4 235V234H3ZM203 235V234H202ZM77 236V235H76ZM79 236V235H78ZM77 236V237H78ZM109 236V237H108ZM204 236V235H203ZM203 236H201V237H203ZM5 237H7V236H5ZM4 237V238H5ZM121 236H119V237H115V240H117L116 238H120ZM160 237V239H158L157 240V238H159ZM2 237H0V239H1ZM84 238V237H83ZM183 238V239H182ZM3 239V238H2ZM14 240V244H13V240ZM82 239V238H81ZM113 239V238H112ZM127 239V240H128ZM180 239H182V240H184V237H181ZM179 239V240H180ZM181 240V241H182ZM1 241V240H0ZM4 242V241H3ZM3 242H2V244H1V246L0 247H2V246H4L3 245ZM11 242V243H10ZM69 243H71L70 241H68ZM67 242V243H68ZM85 242V241H84ZM179 242V241H178ZM7 243V244H8ZM16 243L18 244V245H21L22 246V251L21 252H19V253H17V254H15V253H13L14 252V248H16L17 249V247H16ZM38 243L40 244V245H38ZM156 243V244H155ZM13 244V245H12ZM125 244V246H127ZM11 245H12V247H11ZM70 245V244H69ZM72 245V244H71ZM70 245V246H71ZM94 245V244H93ZM93 245H92V247H93ZM97 245V244H96ZM160 245V244H159ZM161 245H163V244H161ZM187 245V244H186ZM5 246H7V245H5ZM24 246V247H23ZM70 246H68V247H70ZM79 245H77V246H75V247H78ZM184 247V250H186V251H188L187 253L188 254H191V251L190 250H192V248H190L188 245L187 246H185V245H183ZM14 247V248H13ZM35 247H40L41 249H42V253L40 254V255H35L34 253H33V249L35 248ZM74 247V246H73ZM72 247V248H73ZM79 247H81V246H79ZM95 247V246H94ZM93 247V248H94ZM156 247H158V244L156 245ZM72 248H69V249H72ZM98 248V247H97ZM131 248V247H130ZM161 248V247H160ZM1 249V248H0ZM15 249V250H16ZM96 249V248H95ZM94 249V250H95ZM103 249V248H102ZM121 249H122V247H121ZM126 249V248H125ZM124 249V250H125ZM158 249V248H157ZM157 249H156V251H157ZM166 249V248H165ZM5 250V249H4ZM68 250V249H67ZM93 250V249H92ZM99 250H100V248H99ZM105 250H107V249H105V247H104V252H105ZM162 250V249H161ZM6 251V252H7ZM17 251V250H16ZM69 251V250H68ZM68 251H62V252H64L63 254V257H65L66 255H67V252ZM77 251H78V249H77ZM4 253H3V255L6 253L5 251H3ZM7 252V253H8ZM59 252H61V251H59ZM76 252V251H75ZM152 252H154V251H152ZM159 252V251H158ZM13 253V254H12ZM125 253H126V256H124L125 255ZM156 252H154V254H155ZM161 253V252H160ZM258 253V252H257ZM61 253H59V255H60ZM192 254H193V252H192ZM8 255V254H7ZM14 255V256H13ZM75 255L77 256V258H78V255L77 254H75L74 253V255L72 256V254L70 253V256H72V257H74V258H76L75 257ZM151 254H149V256H150ZM57 256V255H56ZM161 256V255H160ZM170 256V255H169ZM6 257V256H5ZM13 257V258H12ZM191 257H193V256H191ZM189 258V257H188ZM39 259V260H38ZM17 260V261H16ZM37 260V261H36ZM153 260V259H152ZM121 261V260H120ZM131 261H133V258H132V260H129V264H132V263H134V262H132L131 263ZM156 261H158V260H156ZM122 262V261H121ZM114 263V262H113ZM126 263V262H125ZM136 263V262H135ZM153 263V262H152ZM208 263V262H207ZM2 264V263H1ZM52 264H54V263H52ZM55 264H56V262H55ZM111 264H112V261H111ZM120 264V263H119ZM123 264H124V262H123ZM127 264V263H126ZM203 264H206V262H203Z\"/></svg>",
    "mask_w": 264,
    "mask_h": 264
}]
</instances>
